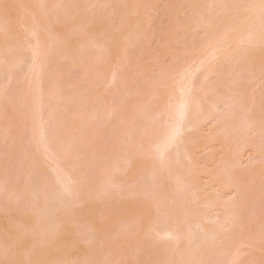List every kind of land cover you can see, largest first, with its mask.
I'll list each match as a JSON object with an SVG mask.
<instances>
[{
    "label": "bare ground",
    "instance_id": "6f19581e",
    "mask_svg": "<svg viewBox=\"0 0 264 264\" xmlns=\"http://www.w3.org/2000/svg\"><path fill=\"white\" fill-rule=\"evenodd\" d=\"M1 1L5 2L4 0H1ZM18 1H20L19 5L21 4L20 5L21 14L19 16H15L12 19V21L9 22L10 23L9 25L12 27L9 29V30H12V32H9V33L11 35L14 34V36L16 37V34L19 32L21 33V31H22V32H24L26 38L31 37L33 40H31L32 42H29L27 39L25 41L24 40L25 37H24V38H22L23 41H21V39L18 38L19 41L13 42L12 40H15V39H13L12 38L13 36H11V41L14 44H17V45H13V47L14 46L19 47V49H20L19 51L22 52V54H24V55L21 54L18 57H12L11 54H8L9 55L8 56L7 52L11 48H9V50L7 51L6 49H8V48H5L6 46L3 47L2 45H0L1 48L2 47L4 48V49L2 48L3 51L0 49V72H1L0 74H2V72H3V74L5 72H7V73H5V76H6V74H8L7 75L8 78L7 77L6 78H7V81H9V84L6 87V85H4L5 83L3 82L5 80V78L3 79L4 75L3 74L0 75V80L2 83L0 85V130H3V133H2V131L0 132L1 134H3V136H2L3 138L0 137V139H2V140L3 139L6 140V138L11 139L12 138V132H16V131H18V129L22 130V127H24V130H25V128H28L30 130L29 131L27 129V132H29V133L33 132L34 135H30L27 133H26V135H28V137H31V136L36 137V139H34V137H33L32 141L36 140V142L35 141L34 142L37 143V147H32V146L36 145L35 143L33 144V142H32L33 145H31V142H30V144L27 142V145H25L27 147H25V146H24L25 148L21 147L20 144H22V146H23V141H25V139L27 141H28V139H29V141H31L32 137L28 138L26 136V138H24L23 136L25 135V132L23 130V132H24V134H23V132L20 130L22 133L19 132V135L23 134L22 137L24 138V140L21 139V141L22 140L23 141H22V143H19L20 146L18 144H16V145L12 144V141H14V138L11 139V141H10L11 144H9V141L7 140L8 141L7 143L11 147H12V145H14L13 148H15V146L18 145L19 146L18 148H21L23 150V152H21V154L24 153V155L22 154V157H19L20 155L18 153H17L18 155L16 157H13L14 159L17 158L15 162L18 163V165L20 162V167L15 162H12L13 160L10 161L11 160L10 158H8V160L6 161V159H3L1 157L2 155H6V154H2L5 151L0 153V162H1L0 165H1V167H3L2 165L4 163H2V162H5V163L7 162V164H8V161H10V162L16 164L15 167L13 166L14 170H15V173L14 172L13 173L15 175H17L16 172H18V169H19V173L22 174L20 172L21 169L22 170L24 169L26 171V169H27L26 167L30 166L28 164V163H30V160H32V161L34 160L33 158L36 156V154H34V153L38 152L39 154L38 153L37 154L40 156V152H41L45 156L47 161L50 163L48 166V170L50 167V171L55 175L56 182L53 181L54 184L57 183L56 187H55V185L54 186L52 185L53 187L50 188V186H51L50 181L51 180L49 181V183H48V180H46L47 176H48V179L50 178L49 175L45 176V175L40 173L42 176V178H40V175L37 176L34 172L33 173L29 172L30 170L32 171L33 169L35 171V168H34L35 166L33 167V169H30L29 171L27 170L28 171L27 172L28 174L26 173L27 177L25 175L22 176V177H24L23 182H25L27 180L25 184H27V186L30 187V190H28V187H27V189H25L26 185H24V188L22 189L23 183H20V185H22V186H19V188L16 187V189H15L14 186L15 185L18 186L19 183L18 182L15 183L14 178H18V177L13 176L14 178H12V179L8 178L9 175H7L6 172H5V176L7 175L8 177H5V176L2 177V175H0V201H2L1 196H5V197L7 196L6 198L2 197L3 199H7L8 197H10L9 199H11L12 203L13 204L15 203L16 207L15 206H12V207H15V209L13 211L15 213V210H16L15 215H17V219H18V220L16 219V222H15L14 221L15 216H11V217H9V219L12 218L14 220L11 221L8 219L9 221L6 220L7 221L6 223H9L11 225V227H14L15 229H18V230L21 229L19 227L23 226V230L20 231L18 234L19 236H17L20 240L21 239H24V240L27 239L28 240L31 236H33V238L29 239L32 241L31 242V248L29 249V254L23 255L22 253H20V255L21 254L23 255L22 259H20V261H22V264H100V263L112 264V262L114 264L115 261H117V263H118L120 260H122L121 256L124 255V254L122 255L121 253H118V252H120L121 249H123L124 246L127 245V240L122 239L123 241H121L119 243V241H120L119 238L120 239L124 238V236H125L124 234L125 233L127 234V231L129 229H133L132 230V233H133V231L135 229L137 231V228L139 231H140V229H142V231L145 230L144 233L146 232L147 237L153 235V233H156L157 235H159V237L163 239L161 241H164L163 245H161V246L166 245L165 243H167V241L168 242L172 241V243H174L173 247H171V249H170V247H168L170 249L171 261H167L168 259L166 260V257H165V254L167 256V252H169L168 248H167L168 251H166V253L163 251L164 248H162L161 252H160V255H161V253L163 251L164 257H165V258H162L163 255L160 256V258L162 259V261L161 260L160 261L161 262L166 261V262H168V264H236V263H238V260L241 258L240 256H243L242 254H245L244 252H247L245 250V248L247 249V247L248 248L250 247L249 249H251V247L253 248L255 246L253 244L254 241L259 240V242H261L260 240H264V229L260 230L261 227L259 229V226L257 224V223H259V224L262 223L261 226L264 224V219H262V218H264L262 216L263 214L260 215V212L261 213L264 212V211H261V210H264V198H263L264 195H262L264 192L261 193L262 192L261 189L257 190L259 193H261V195H259L257 191H256L257 194H255L256 192L253 189L250 190L251 186H249V184H248V179H250L254 176L258 179L259 176L257 175L258 173L257 174L256 173L251 174V173H248L249 170L246 171L244 169V166H245L244 164H246L244 162V159H247V157L249 158V156L246 157V155H244L246 151H248V152H249V150L254 151L253 154H255V152L257 151L256 153H260L261 157L264 158V152H263L264 151V122H263L264 120H262V118L258 119V116L257 117L254 116L257 113H258V115L259 114L264 115V92L259 91L260 94H258V92H257L258 96H257V94H253L251 92L252 91V82L255 79L256 80L259 79V82L261 84L262 80H263L262 78H264V0H183L187 3V9L189 8L192 11H195V12H192L193 15H190V20H191V23L194 24V28H196L197 33L194 30L192 31L190 28L187 31V27H189V25H191V23H190V24H188V26H185L187 23V22H185V20H186V17H188V15L185 17V20H184L185 24L179 23L180 21H182L181 19L177 23L178 19H176L177 21L175 20L174 23L176 22L175 25H177V26H175L173 24L172 30L174 29L173 27L175 26V29L173 30L175 34L178 31H181V29H183V33L181 35L185 36L186 34L189 33L188 36L190 39H186V41H185V39H184V41L182 40V38H180V39L183 41L182 44H184V48H186V50L191 55L193 54L192 62L190 61L193 64L190 63L188 65V68L186 67L187 70L184 71L183 73L181 72L179 74V76L177 75L178 76L177 78H176V76H174L175 77L174 79L170 78V77H173V74H171V76L168 77L169 76L168 74H170V72H167L166 70H165V72L163 71L162 73H164L165 76L162 74V76H164V77L161 78V80L158 78L159 79L158 84L155 83V81H154V83L156 85L152 84V85H154V88L156 90H152L151 92L148 90L150 92V94L151 95L154 94V96H152L150 98L144 96L145 98H148V101L146 100V102H148L149 104H152V105H154V104L156 105L157 110L155 108L156 111L155 110L150 111L149 110L150 106H148L147 103L146 104L143 103L144 104L143 106L141 103H139V104H141L142 108L140 107L141 109H139V107H138L137 109H139V110L133 109V111H135V110L137 111L134 114L132 112H131L132 114L129 113L130 112V110H129V112L127 114H130V116H126V113H123L126 109L123 110L122 108L130 107L133 104L132 102H134V100L137 98L136 96H138L137 99L140 100L139 97L141 95L143 96V93H140L141 94L140 96L135 95V97H133L134 94L138 92L137 87L139 88L138 85L135 87L136 90L133 87V85L137 81V78H136V81L134 83V80H135L134 78H133L134 80H130V78H128V76H126L127 80H128L126 84L131 82L127 86L126 89H121L122 86L123 87H125V86L120 85V84H122L121 83L122 80H123V84H125L126 81L124 82V80L126 78L124 77V75H125L124 73H125L126 69H129L128 65H130L129 63H131V62H129L131 60L130 56H129V51H131V50H129V49L132 48V46H133V49L136 48V47H134V43L136 42L135 36L138 38V36L141 34H138V33L136 34V32L133 31L135 33L134 41H133V39L132 40L127 39L125 43H122V41H121L122 38L120 37L119 34L118 35L115 34V36L114 37L112 36V38L109 37L108 41H107V39L105 40L103 38L106 36L105 33H104L105 36L101 37L99 40L95 39V36H93V35L91 37V36H87V34L86 35L80 34L83 37L86 36L88 39H91V40L95 39V40H92V41L89 40L90 42H88V43L85 42L84 46H82L84 43V39L81 43L82 45L80 44V41H81L80 39L78 40L79 42L77 41L79 43V47L81 46L82 50H83L81 53V51H80L81 49L76 47L79 50V52H77V55L79 56L78 53L81 54L79 57L82 56L84 51L88 52V51L93 50L94 51L93 54L97 53V55H101V58L103 55L104 60L100 59L99 61L102 60L100 63H105L106 61H108L110 57L106 58L105 55H107V56L110 55L113 58V60L115 61V64L117 65V67H121V68L125 69V70L122 69L124 72L122 70L119 71L120 68H117V70L113 71L114 68L112 66L113 69H111V71L113 72V74H110L108 72L109 77H106L109 81L104 78L106 81H108V85L112 86L113 89L115 90L114 91L115 95L113 94L114 97L111 95L113 91L109 94V96L111 95L113 97V99L108 98V100L112 99V103L110 102L111 104H109L106 112H105L106 106L104 107L105 104L103 102L104 97L102 98L103 95L101 96V99H100V101L102 100V102H103V104H101L102 102L100 103L97 100L95 101V99L93 98L94 97L93 95H97V94H95L96 91L92 95V92H91L92 90L91 91L86 90L85 88H84L85 89L84 90L83 88H81V87H83V84L81 83V87L78 84V86L81 89H83V91H84L83 93L80 92V93H82L81 97L84 99V101H82V98H80V101L82 102V104L85 103L86 106L91 105L89 107H85V109L81 108L83 110L81 112L80 109H78L79 107L82 106V105H78L79 103L77 101H79V100L76 101L78 103L76 106L77 107L79 106L78 108L77 107L75 108V106L74 107L71 106V105L76 104V102L73 103L75 101L73 97L76 93L75 94L72 93V95H71V93H69V91H70L69 89L72 87H76V86L73 85L72 87H70V85H72V82L70 83V81H71L70 78H69L70 81L67 82V83H69V85H68L66 82H63V80H65V78H63V80H62L63 73L61 74L58 71L62 76L60 74L50 75V72L52 73V71H50V70H52L53 65L56 66V64L51 63L52 62L51 59L54 58L52 56H54L56 54L57 58L60 57L59 56L60 53H58L57 50H59L61 46L59 47V49H56V46L57 45L59 46L60 44H62V41H64L63 39H61V43L59 42V39H60L59 36L62 35V31L57 30V31L53 32V30L51 29L53 33H52V35H49V38L46 37V38H48V40H43L44 38L43 39L40 38L43 36H40V30H42L41 29L42 26H41V24H39V22L48 20L49 21L48 23H50V25L53 24L54 28L60 27L61 26L60 24L61 23L63 24V21H64L62 17H64L66 15V13L68 12V8H70L68 5H70L71 1L70 0H57L56 3H54L55 1L53 3L49 2V3H51L50 4L51 6H47L49 4L48 1H51V0H40V2H37L39 0H36L34 2H31L30 0H18ZM75 1H77V0H75ZM75 1H73V2H75ZM78 1H77V3H81L80 0H78ZM88 1H90V0H88ZM107 1L105 0L102 3L106 4ZM111 1H113V0H110V3L112 4ZM84 2L87 4V6ZM123 2H125V1H123ZM177 2H178V0H177ZM37 3H39L38 5L40 6V10H37L39 8L37 6ZM96 3L98 4L99 1L97 0ZM100 3H101V1H100ZM181 3L182 2H180V5H181ZM81 4H84V5L82 6ZM81 4H77V6L81 5L80 7H82V8H80V10H83V8L85 6L87 8L91 7L92 11H94L96 9L98 11L100 9V8H98L99 7L98 5L93 6L91 2L88 4L87 0H83V2ZM117 4H119V3H117ZM130 4H132V3H130ZM1 5H2L1 7H6L5 3L4 4L1 3ZM72 5H71V8H72ZM126 5H127V0H126V3L124 5L125 8H127ZM201 5L207 6V7L202 6V8H205L206 9L205 12L208 14H206V15L203 14L204 9L201 11V9H202ZM67 6H68V8H67ZM88 6H90V7H88ZM92 6L94 7V9L92 8ZM95 7H97V8L95 9ZM106 7L108 8L109 6L106 5ZM119 7L122 8V6H119ZM181 7L182 6H180V7L178 6V8H181ZM74 8H76V7L73 6L72 9H74ZM77 8H76V10H77ZM116 8H117V6H116ZM139 9L140 8L135 7L136 17H135V19L134 18H132V19L136 20V21H134L136 25L134 23H133V25H135V26H138L140 24L144 25L141 29V30H143V29L147 28V26L145 27V25H147V20H145L143 22V17L141 15L142 11ZM176 9H177V7H176ZM182 9H184V8L182 7ZM78 10H79V8H78ZM106 10H108V9H106ZM113 10H115V12H116L117 9L112 8V11ZM175 10H174V12H175ZM103 11L104 10L102 8V12ZM126 11L128 12V9ZM73 12H75V11H73ZM83 12H85V10H83ZM131 12L133 13L132 10H131ZM177 12H179V10ZM1 13L2 12H0V15H1L0 16V19H1L0 30H5V29H8L5 26L7 24L3 25L2 22L4 21V19L6 17L4 18L3 14H1ZM98 13H99V11H98ZM98 13H97L96 18L99 15ZM120 13H122V12H120ZM23 14H24V17L27 16V18L26 17L22 18ZM69 14L72 15L73 13L70 12ZM77 14H79V13H77ZM77 14L76 15L74 14L75 15L74 17H77ZM104 14H105V12H104ZM104 14H103V16H104ZM109 14H111V13H109ZM109 14H107V15L111 17L112 14L111 15H109ZM82 15L83 14H81L80 16H82ZM95 15H96V11H95ZM80 16H78V17H80ZM84 16L86 17V13ZM90 16H89V18L86 17L87 20L90 19ZM108 16H106V17H108ZM78 17H77V19H78ZM94 17L95 16H92L91 19H93ZM100 17H102V16L100 15ZM106 17L103 20L106 19V21H109V23H111L110 22L111 19L109 20ZM71 18L72 19L69 20L70 22H71V20L72 21L74 20L73 16H71ZM126 18H128V17H126ZM7 19H8V17L6 18V20ZM91 19L88 21V25L90 23H92V25H94L95 24L94 22L97 23L99 21L97 19L98 21L93 22L94 19L93 20H91ZM100 19L102 20V18H100ZM7 21H9V20H7ZM66 21L64 22L65 24L68 23V22L66 23ZM74 23H75V21H74ZM79 23L83 24V22H81V21ZM71 24H73V23H71ZM75 24H74V26H75ZM82 24L80 26H82ZM84 24H85V22H84ZM113 25H115V24H113ZM40 26H41V28H40ZM80 26L78 24L75 27L79 28ZM85 26H87V25H85ZM109 26L111 27L112 25H109ZM70 27H71V29H73L72 26H70ZM107 27H108V25H107ZM116 27H117V25L114 26V28H116ZM43 28H45V26ZM71 29H70V32H71V34H73L75 31V28L73 29L74 31ZM87 29H88V31H90L89 28H87ZM90 29L92 30L93 28L90 27ZM106 29L107 28L105 27V29H102V30L99 29L98 32L97 31H93V32L100 33V30H101V33H102V31H105ZM108 29H110V28H108ZM118 29H119V27H118ZM46 30H47V28H46ZM79 30L82 31L81 28H79ZM79 30H78V32H79ZM84 30L82 32H84ZM112 30L114 31L115 29H112ZM112 30H109V31H111L110 34L113 33ZM5 31H3V32L0 31V32L4 33ZM45 32L43 29L42 33L46 35ZM64 32L66 33L65 30H64ZM86 32H84V33H86ZM198 33H199V35L203 34V37L201 36L203 39L201 38V40H199V41H201L200 43H198L196 41L197 38L200 39L199 38L200 36L198 35ZM88 35H90V34H88ZM95 35L97 37H99L98 34L95 33ZM46 36H48V35H46ZM66 36H68V35H66ZM74 36L75 35H73V37ZM81 36L78 35V37H81ZM197 36H199V37H197ZM176 37H178V36H176ZM65 38L68 39L67 37H65ZM87 38H85V39H87ZM180 39H179V41H180ZM57 40H58V42H57ZM187 41H189L188 45L185 44ZM138 43H137V46H138ZM174 43H176V42H174ZM11 44L12 43H10L9 46ZM69 44L71 45V47L74 46L75 44L77 45V43H73V42H69ZM66 45H67V43H66ZM53 47H55L56 50H55V52H53V54L51 53L52 56L49 59V55H51V54H50V51H48V50L53 51L54 50V49H52ZM77 49H76V51H78ZM26 50H28V53H29V54H26L27 56H25ZM61 50H62V48H61ZM73 50H75V48H73ZM136 50L137 49H135L134 51L136 52ZM4 51L6 54L4 53ZM13 51H14V49H13ZM47 51L49 53H47ZM66 53H67V51H66ZM47 54H49V55L47 56ZM86 54H84V55H86ZM93 54L91 55V53H90V55L89 56L87 55V56L90 57V56H93ZM72 55L77 56L76 53L75 54L73 53ZM97 55L95 56L96 58H97ZM22 56L28 57L27 59H30L29 61H27L26 58L24 57L26 60L25 62L27 64L24 62V58L23 59L20 58ZM68 56H69V54H67V55L64 54L63 56L61 54V57H60L61 59H56V60L61 61L64 58V60L67 61V59L70 57V56L69 57ZM87 56H86V59L83 58V60L85 59L84 61H82V59L81 60L78 59L80 61L79 62L77 60L78 64L72 63L74 65V67H78L76 70L81 69L80 67H83V69H85V67L82 66L83 63L81 64V62L86 63V61L88 59ZM83 57H85V56H83ZM65 58H67V59H65ZM98 58H99V56H98ZM93 59H95V58L93 57ZM93 59L91 58L90 61H94ZM106 59H108V60H106ZM57 61H56V63H57ZM75 61L76 60H74V62ZM96 61L97 60H95V62ZM49 62L51 63V65L52 64L53 65L52 66L49 65L50 64ZM72 62H73V60H72ZM23 63L26 65H28V63H29V67L26 66L28 68L27 70H29V73L27 72V70H24V72L26 71L29 74V76H26V74H25L26 72L24 73L23 71H21V69H23V68L20 66H22ZM92 63L94 64V62H92ZM96 63H97L96 64L97 66H98V64H100L99 62H96ZM70 64H71V61H70ZM112 64H114V63H112ZM90 65H92V64L90 63ZM90 65L88 66L86 64L85 66H86V68L93 66V65L92 66H90ZM110 65H111V63H110ZM110 65L108 66V69H109ZM49 66H51V67H49ZM57 66H58V64H57ZM70 66H72V65H70ZM19 67L21 69H19ZM74 67L72 66V68H74ZM106 67H107V65H106ZM6 69H8V70H6ZM96 69L97 68H95L93 70H89L91 75H92L91 71H93V75H94V72L97 73ZM104 69H105V67H104ZM16 70H19V71H21V73L25 74V75L21 74L22 76L20 75L19 72H18L19 74H16V76L20 75V77H19L20 81L17 80L18 78L15 79L16 76H15L14 71H16ZM56 70L54 68L53 71L56 72ZM62 70L63 69H61V72H62ZM83 71H84V75H85L87 70L86 71L83 70ZM83 71H81L82 75H83ZM13 72H14V74H13ZM47 72H49V73H47ZM133 73H134V71H133ZM102 74H104V73H102ZM176 74L177 73H175V75ZM67 75L68 74H66V77L68 78L69 76H67ZM97 75H98V73H97ZM104 75H102V76H104ZM128 75H129V73H128ZM133 75L134 74H132L131 76L133 77ZM23 76L28 77V78L30 77V79H28V82L26 83V85H25V82L27 79H25V77H23ZM88 76H90V75H88ZM94 76H93V78H94ZM131 76H129V77H131ZM201 76L203 77V79L199 82V78H201ZM21 77H23V79H25V81L23 79H21ZM82 78L84 79L85 76L84 77L82 76ZM88 78H90V79H88ZM88 78L86 77L85 80H87L89 83V80H91V77H88ZM2 79H3V81H2ZM83 79H81V80H83ZM101 79H102V77H101ZM16 80L19 83H21V81H22L21 86H24V87H20L19 83H17L18 84L17 85ZM85 80L83 81L84 84H86ZM93 80H91V81H93ZM7 81H6V83H7ZM12 81H14L15 84H14V86L12 85L13 87L12 86L9 87V85H11V83H13ZM23 81H24V84H23ZM66 81H68V80L66 79ZM95 81H96V84L98 85L97 82L100 81V79L96 80V77H95L94 82ZM101 81L104 83L103 80H101ZM156 81H157V79H156ZM94 82H93V86H95ZM132 82L134 83L132 85V87L134 88L133 90H135V92L132 91V89H131L132 87L130 86L132 84ZM137 82L139 83V81H137ZM256 82H258V81H256ZM88 83L86 85H88ZM138 83H136V84H138ZM258 83H255L254 87H257L256 84H258ZM99 84L101 85L102 83L99 82ZM106 85H107V82L105 83V86ZM262 85H260V86H262ZM88 86H90V85H88ZM91 86H92V84H91ZM109 86H107L108 90H110ZM140 86L142 87V85H140ZM85 87L87 88V86H85ZM102 87H103V84H102ZM129 87H131V88L129 89ZM88 88L92 89L90 87H88ZM95 88H96V86H95ZM119 88H120L121 92L124 93L123 95H125V96L120 98V95H121V93H120L118 95L119 99H117L116 94H118V93H116V92L120 91ZM143 88H144V86H143ZM27 89H28V91H31V92H29L30 94L26 93ZM72 89H74V88H72ZM113 89H111V90H113ZM127 89H129V90H127ZM258 89H261V88H258ZM93 90H95V89H93ZM122 90H124V92ZM125 90H127V91H125ZM139 90H141V88ZM144 90H145V88H144ZM7 91H9V93H7ZM103 91L106 92V89H104ZM130 91H132V92H130ZM148 91H147V93H149ZM70 92H73V91H70ZM125 92H127V93H125ZM141 92H143V90ZM24 93L27 94V96L32 95L31 96L32 98L30 97L31 101L29 100L30 98H27V96H25ZM78 93L79 92L77 91V94ZM150 94H149V96H150ZM98 95H100V94L98 93ZM79 97H80V95H79ZM79 97L77 95L78 99H79ZM130 97L133 99L132 101L130 99H128ZM75 99H76V96H75ZM127 99L130 101H128ZM115 100H116V102H115ZM135 101L137 102V100H135ZM152 101H153V103H152ZM96 102H98V103L96 104ZM136 102H135V104H136ZM107 103H106V105H107ZM7 106H10L11 110H9L10 107H7ZM6 107L8 108V111L6 113H8L9 115L10 114L12 115L14 113V116L12 115V119L14 117V120H12L11 118L8 119L11 115L10 116L8 115L9 116L8 117L7 114L5 113V111L7 110ZM70 107H73L72 108L73 110H74V108L78 109V111L76 113H73L74 116L71 114L72 112H74V111H72V109H71L72 112H70V113L67 112V109ZM154 107L155 106H151V109ZM83 108H84V106H83ZM257 109L259 112H256L255 114H253V111L254 110L257 111ZM9 111L13 112V113H9ZM65 113H66V116L69 115L68 118L73 117V118L69 119L68 122L72 127L75 126L74 127L75 129L70 127V129H73V130H70L68 128L70 125H67L68 122L66 125H64V122H66V121H64L63 119H67V117L63 118L65 116ZM120 113L124 114L123 117ZM141 116L144 118H142ZM116 117L120 118V119L118 118V120H120L119 123H121L120 127L121 126L124 127V129H123L124 132H123V130L119 129V126H118L117 129H119V130H118L117 134L115 133L116 128H115V126H113V125H116L113 123L114 120H115V122L118 121V120L116 121V119H117ZM138 117L142 118L140 121H142V120L145 121V122H142L145 125H143L142 123L139 122L141 125H143L139 131H138V127L140 124L137 123V121L140 118H138ZM57 118H58V121L61 118L62 120L60 119V121H64V122H60V123L54 122L57 120ZM34 119L38 120V122L37 121H35V122H37L36 125L40 124L39 125L40 127L38 125H37L38 127L36 125L33 126L35 124V122H33ZM70 120H72V121H70ZM79 120H80V124L78 125ZM14 122H16V123H14ZM39 122H42V124ZM43 122L44 123L46 122L47 125H43ZM48 122H49V124H48ZM70 122H73L74 126H73V123L71 124ZM20 123L23 124V126L20 125L21 128L19 126ZM53 123H54V125H56V124L57 125L54 126ZM205 124H207V125L211 124L210 126H214V127L209 128L210 130H209V132H207V131H204ZM50 125H52L54 127L51 126L52 127L51 128ZM77 125H78V127H77ZM14 126L16 129L13 128ZM31 126H33V127H31ZM79 126H80V128H79ZM17 127H19V128H17ZM34 127L40 128V129H38V132H35V131H37V129L34 130L35 129ZM32 128H34V129H32ZM11 130H14V131H11ZM121 130L123 132L122 134H124L123 137H121L122 135L119 134V132H121ZM34 132L37 133V136L35 135ZM14 135H13V137H15L16 138L15 140H17V142L15 141V143H18L21 136H19V140H18L17 136L16 135L14 136ZM17 135H18V133H17ZM56 136L57 137L66 136V138L64 140L62 139L63 143L61 144V141H60V143L56 141V140H58V139H56ZM118 141H121L120 143H122L121 146L119 143V146H120L119 149L116 146V143L118 145ZM148 141H150V142L148 143ZM4 142H6V141H4ZM53 142H55V144H54L55 146H56V144L58 146L61 144V146L53 147V145H52ZM0 143H1V146L7 145L5 148V150L9 149V151H7V153L13 151V148L12 149L7 148L9 146L8 144L3 145L4 144L3 141H0ZM28 144L32 148H28ZM216 144H217V146H219L220 150L222 148L223 149L222 151L223 152L225 151V153H224L225 156L230 154L232 147H234V146H232L233 144H235V146H237L238 149L234 153H232L233 152V150H232L231 151L232 154L228 155L223 160H220L222 162V165L219 166V169L221 167L220 170L215 171V172H209V170H207V168H204L203 166H201V167L198 166L197 159H201V158H197V154L199 153L198 151H202V150L204 151L207 147L212 148ZM145 146H146V148H145ZM147 146L151 147V148H148V150H152L151 153H155L158 155V158L157 157H155V158H157L159 160V162H155V161H152V162L158 163L159 165L155 164L156 165L155 167H154V165H152L153 167H151V165H150L151 169L153 168L152 169L153 171H151L152 173L150 174V170H149V176L150 177L147 175V177L150 178L148 180L149 183L147 181L148 178L144 177V178H147L146 179L147 184L144 182V185L141 184L142 185L141 187H136V186L131 187L132 183H134L132 185H136V183H137L136 178L138 177L139 170L142 167L146 168V166L149 165V163H147L148 161L144 162V161L138 159L142 155L146 156L145 154L148 151V150H146ZM116 148L118 149V151L120 150L119 151L121 153L120 155L117 153V151H114V150H116ZM16 149H17V147H16ZM16 149H15V151H17ZM1 150H3V148ZM19 151H20V149H19ZM13 152L11 154L14 155ZM27 152L29 153L30 156H28ZM9 154H7V157L10 156ZM33 154L35 156H33ZM115 154H118L117 155L118 157L117 158L115 157L116 159L112 157ZM147 154H149V153H147ZM211 154L212 153H210V154L208 153V155H204L203 157H205V158L201 159L202 160L201 162H203L205 160H207L209 162L210 159H212V158H210ZM246 154H247V152H246ZM262 154H263V156H262ZM150 155H152V154H150ZM157 155H154V156H157ZM248 155H250V154H248ZM23 156H25V157H23ZM44 156H42V157H44ZM30 157H31V159H29ZM244 157H246V158H244ZM5 158H6V156H5ZM20 158H22V159H20ZM24 158H26V159L28 158L27 159L28 163H24V160H25ZM38 158L40 159L41 157H38ZM71 158H72L71 161L74 164L70 163L71 166H68V164H66V163H68V160ZM257 158H255V159H257ZM143 159H145V157ZM146 159H147V157H146ZM41 161H44V160H41ZM47 161H44V162L47 163ZM245 161L247 162V161H251V160L249 158V160L247 159ZM39 163H41V162L39 161ZM150 163H151V161H150ZM7 164H5V165L7 166ZM9 165H12V164H9ZM9 165H8V167H9ZM33 165H34V162L30 167H32ZM44 165H46V164H44ZM66 165L70 169V171L65 170ZM82 165L86 166V168H84L85 170L84 169L82 170V168H80ZM205 165H206V163H205ZM38 166H43V164L42 165L38 164ZM186 166H187V168H186ZM11 167H10V170L12 172L13 167L12 168ZM70 167L74 171H72ZM2 169H3V171H1ZM6 169H7V167L1 168L0 174L2 172L4 173V170L6 171ZM36 169H39V168H37V166H36ZM46 169H47V167H46ZM40 170H41V168H40ZM48 170H46V171L44 170V172L46 173ZM144 171H147V174H148L147 168ZM36 172H39V171L37 170ZM140 172H141V170H140ZM13 173L10 174V177H12ZM19 173H18V175H20ZM52 173H50V174H52ZM118 173L124 174L123 176L121 175V178L125 176L124 178L130 179V180L127 181L124 178L123 179L118 178L119 180H116L117 178H115V177L118 175ZM95 174H96V176L97 175L100 176L99 179H98V176L97 177L94 176ZM254 174H256V175H254ZM54 175H52L51 177H53ZM142 175H145V174H142ZM206 175H208L207 179L210 178L208 180L209 182H206L207 184L205 182H202V179ZM44 176H45V178H43ZM93 177L97 178V181L99 182V184L97 183V181H95V178H93ZM101 177H102V180H101ZM119 177H120V174H119ZM256 178H253V179H256ZM259 179H262V178H259ZM52 180H54V177ZM132 180H133V182L131 183ZM254 181H256V180H254ZM19 182H20V180H19ZM94 182L97 183L98 186H96V184L93 185ZM127 182H129V183H127ZM249 182H250V185L253 184V183H251L253 181H249ZM258 182H262V183H260V185L264 189V183H263L264 180L262 179V181H258ZM203 183H205L206 185ZM246 184L248 185L247 187H246ZM99 185H101V188H99ZM124 185H126V187L128 189H125ZM214 185L217 186L216 188H219V191L221 192V194L224 193L226 196H229V199H224L225 201H223L221 199V194L217 192L218 194H220L219 201L222 200L223 202L222 201L221 202L213 201V199L215 200V198H212V199H210L212 201H206L204 203V201H202L203 199L201 200V198H202V195L204 194L205 186L206 187H212ZM260 185H257V186H259V188H260ZM58 186H59V189L57 188ZM138 186H140V185H138ZM116 187L119 190L117 192L120 194L119 197H121V195L124 196L123 190H125V191L128 190L126 196H131V195H129V191H131L132 193L131 192L130 193L133 194L132 197H134V196H135V198L137 197L138 200H136V199L134 200L135 205L137 207H135V205L132 204L133 201L126 202L125 207L129 208L131 206L130 211H132V212L134 211V214H136L138 217L139 216L141 217L143 227L139 226V225H138L139 226L138 227L136 225V227L134 226L135 227V229H134L133 225L138 223L135 220L136 218L134 219L136 221V223L134 220H133L134 222H132L133 225L128 224L129 221L127 223L119 221L120 224L124 225V226H121L120 224L117 225L119 223V222H117V224H115V227L113 226V228H114V232H115V230L116 231L118 230L119 232L118 233L116 232L117 234L114 232H113L114 233L113 234L111 232L112 237H114V235H115V237L111 238V239L115 240V238H117L116 242L118 241L117 245L119 248L116 250H119V251H113V249L112 250L111 249L106 250L107 246H109L107 240L110 238H107V240L104 238V235L106 234L107 229L109 227L108 224H110V221H108V223L105 225L106 227H104V230H103V231H105L104 235L99 234L102 230V227H103V225L98 224L101 221H98L97 224L95 223L96 227L98 225L97 228H95V226L93 224H92L93 226H90L89 223L85 221L86 222L85 224L88 223L87 226H90L89 227L90 232H88V233H91V231L93 229L92 232L96 231L94 234H97V236L96 235L93 236V233H92V236L90 234H88L89 236L85 235V233L87 234L88 228H87V226H85V229L87 228L86 229L87 231L84 232L85 229L83 228V226L85 224L81 223L83 226L80 225V227H82L80 230H82L83 234H84L83 236H81L82 237L81 244H82V242H83V244H82V246H79L80 249H77L79 252L76 249H71V246H74L75 241L77 239H79V240L81 239L77 234H75V233H78V231L75 232L76 226L74 227V225L78 224L77 215H76L77 212H75V210H74L76 208L75 206L81 205L85 202L87 203V201L90 200L89 198L92 199L94 193L101 194V196L98 195V197L99 196L102 197V194H103L104 199L107 198L110 200V198H112L111 196L113 195L112 190H114ZM213 188H215V187H213ZM213 188H211V189H213ZM251 188H253V187H251ZM254 188H255V185H254ZM17 189H18V191H17ZM20 189H22V190H20ZM24 189H25V191H23ZM116 189L114 191L115 194H116ZM26 190H28L27 193H29V191H30L29 195L31 194V196H29V195L28 196H29V198L30 197L32 198L31 200L29 199L30 201L28 199H26L29 201V202L27 201L28 203H25L24 202L25 200L23 198V193H25ZM252 190H253V192H255L254 194L256 197L255 196L251 197V195L249 194L250 192H252ZM255 190H256V188H255ZM86 193L89 194L88 198H87V195L85 196ZM176 193L178 194V196ZM191 193H193V195H192L193 197L188 196ZM126 196H124V197H126ZM230 196H231V198H230ZM248 196H250V197H248ZM98 197L96 198L94 196L93 199L96 198V200H98ZM204 197H206V196H204ZM208 197H210V196H208ZM165 198H167V199H165ZM169 198L173 199V203L170 202L171 200H169ZM9 199H7V200H9ZM101 199H99V200L101 201ZM7 200L5 201L7 207L5 205H1L2 207H0V212L5 211V214L3 215L4 220L6 218L5 215L7 213H9L6 211L7 210L10 211L9 207H11V206L8 207V202L10 200L8 202H7ZM123 200L126 201L125 198H123ZM148 200L150 201L149 203H148ZM164 200H166L165 202H167L169 200V202L172 203L171 207H169L170 205L167 202V207L169 209L166 208V206H163ZM182 200H184V201L181 204ZM251 200H253V201L251 202ZM11 201H10V204H12ZM197 201L203 202L202 203L203 205L207 204L209 209L213 212L212 215L210 212L208 214V211H210V210H208V211L204 210V208H202L203 206L201 207L203 211H200L201 209L199 211L196 210L195 208L199 209V207H200L199 204H198L199 206L196 205L195 208L193 207V205H195L194 203ZM96 202H98V201H96ZM113 202H115V200ZM113 202H112V204H113ZM101 203L102 202H100V204ZM121 203H122V205L120 204L119 206L124 205L123 201ZM16 204H19V205L17 206ZM89 204H88V206H89ZM95 204H96V206L98 205V203H95ZM106 204H105V206H107ZM130 204H132L133 206ZM173 204L176 205L175 206L176 208L172 207ZM259 204H262L261 206L263 209L260 207ZM164 205H165V203H164ZM79 207H78V209H79ZM93 207L89 206V207H87V210H89V212H91ZM258 207L261 210L258 209ZM6 208H8V209H6ZM178 208L181 209V211H177ZM82 209L84 210L83 207H82ZM132 209H134V210H132ZM205 209H206V207H205ZM245 209H247L248 211ZM244 210L247 211L248 213H245ZM89 212H87V213L89 214ZM105 213H107V212L105 211ZM9 215H10V213H9ZM110 215H108L109 218H110ZM7 216H8V214H7ZM108 216H107V219H108ZM261 216H262V218H261ZM171 217H172L171 220L173 222H171L172 224L168 225L166 222L170 223L171 220H169V219ZM30 218H32L31 220H33V223L31 222L32 226L30 228V226L28 225L29 229L26 228L27 231H24V225L25 224H23V223L28 221L25 225V227H27V224H30V222H29ZM104 218H106V217L103 216L102 219L104 220ZM107 219H106V221H107ZM132 219L130 220V222L132 221ZM139 221H140V219H139ZM10 222H12V223H10ZM89 222L92 223L93 221H89ZM96 222H97V220H96ZM125 223H126V225H125ZM181 223H182V225H183V223H187V225L184 226V227H186V229L180 225ZM112 224H113V222H112ZM254 224H257L256 227H258V229L253 228V227L250 228L249 225H252L255 227ZM72 225L74 227L73 231H71ZM129 225H131L133 228L129 227ZM118 226H121L120 228L124 227V229L119 230L120 228H117ZM125 226H127V228H129V229L127 230V228ZM6 227L7 226H5V228ZM80 227H78V228H80ZM111 227L112 226H110V229H108V230L113 229ZM237 227H238V229H237ZM5 228H3V229H5ZM8 228H6V229H8ZM115 228H117V229H115ZM235 228L237 230H239L238 233L240 232V237L238 236V238H240V241H236L237 237L235 236L236 235ZM74 229H75V231H74ZM233 229H234V232L231 231ZM68 232L70 235L67 234ZM130 232H128L129 234H127L130 237H128V236L126 237L128 239L129 238L131 239V236H133L132 234L130 235ZM29 233L31 234L30 237L26 238L29 236ZM73 233L75 236L73 235ZM107 233H109V235H110V231H108ZM137 233L138 232H136L135 234H137ZM135 234L133 237H135ZM226 234H229V240L231 242L232 241H233V243H234V241L239 242V243H237L236 250H234L235 247L232 248V251H234L232 253H230V246L233 245V243H231V244L227 243L228 240H226V239H228V237H227L228 235L226 236L227 238H224V236ZM65 235H67L68 237H66ZM76 235L78 236V238L76 237ZM81 235H82V233H81ZM64 236H65V238H63L64 240H62L61 238ZM71 236L74 237L75 241L72 240L73 237H71ZM95 236L96 237L99 236V237L95 238ZM154 236H152V237H154ZM36 237H39V238H36ZM105 237H108V236H105ZM109 237H111V236H109ZM199 237H203L204 239L201 238L203 240H201V239L199 240ZM234 238H235V240H233ZM66 239H68L70 241L72 240L74 243L70 242V241H68V242L66 241V244L68 245V246H66V244H63V242L65 243ZM1 240H2V238H1ZM1 240H0V242H1ZM27 240L25 242H27ZM214 240H218L219 242L221 241V243L219 244L217 242V244H216L215 243L216 241H214ZM60 241H62V243ZM108 241H109V243L110 242L112 243V241H110V240H108ZM212 241H214V243ZM25 242H24V244H25ZM262 242H264V241H262ZM68 243L71 244V246H69ZM72 243H73V245H72ZM94 243L97 244V246L95 247L96 249L94 248V250H96V252L94 250H92V247H94ZM135 243H137V242H135ZM257 243H255V244H257ZM218 244L221 245L220 248H219ZM229 244H230V246H228ZM57 245H59V246H57ZM216 245H218V246H216ZM65 246H66L65 251L67 250L66 252L64 250L58 252V248L61 247V249H62ZM167 246H170L169 243L167 244ZM214 246L218 247V249L214 248ZM138 247H137V249H138ZM72 248H74V247H72ZM126 248L127 247H125L124 249H126ZM148 248H149V246H148ZM155 248H156L155 250L157 251L156 246H155ZM32 250L35 251V255L32 257L33 260L30 259L31 258L30 255L32 256V254H30V251H32ZM74 250H75V253H74ZM141 250H143V249L141 248ZM141 250L140 251L137 250V252L139 251L141 254ZM34 251H32L31 253H33ZM93 251L95 253H93ZM8 252H9V250H8ZM26 252L28 253L27 250H26ZM54 252H56V255H54V256H56L55 259L54 260L52 259L53 261L49 260L48 262H45L44 255L45 254L49 255L50 253H54ZM153 252H155V251H153ZM153 252H151V255L154 254ZM199 252H201L202 254L200 256L199 255L197 256V254H199ZM13 253H14V251H13ZM123 253H125V252H123ZM148 253H150V251ZM134 254H137V253L134 252ZM138 254H137V257H138ZM145 254H147V253H145ZM145 254H143V255H145ZM206 254H208V255H206ZM51 255H53V254H51ZM156 255H157V253H156ZM168 255H169V253H168ZM3 256L4 255H2V259L7 257L6 255L4 257ZM124 256H123V260H126V257H127V259L129 258L128 256H126V257H124ZM133 256H136V255H132V257ZM158 256H159V254H158ZM158 256H157V258H158ZM147 257L149 258V255ZM140 258H141V255H140ZM134 259H135V257H134ZM163 259H165V260H163ZM6 260L9 261V258ZM128 260H131V259L129 258ZM2 261H4V260H2ZM2 261L0 262L1 264H2ZM31 261H33V263H31ZM101 261H103V262H101ZM139 261L140 260L138 259V262ZM6 262L7 261H5V263H3V264H8ZM18 262H19V259H18ZM121 262H123V261H121ZM136 262H137V259H136ZM136 262H134V264ZM148 262L146 261V264ZM155 262H152V260H151L149 263H155ZM161 262H160V264H162ZM19 264H21V262ZM118 264H120V263H118ZM125 264H126V262H125ZM155 264H157V263H155Z\"/></svg>",
    "mask_w": 264,
    "mask_h": 264
},
{
    "label": "rangeland",
    "instance_id": "374dc122",
    "mask_svg": "<svg viewBox=\"0 0 264 264\" xmlns=\"http://www.w3.org/2000/svg\"><path fill=\"white\" fill-rule=\"evenodd\" d=\"M5 2H3V1H1L0 0V12H2L1 14H3V16H4V18L6 17H8V19L7 20H9V21H7L6 20V18L4 19V21L2 22V24L3 25H5V24H7V25H5L8 29H5V30H0V31H5L4 33H2V32H0V45H2L3 47L4 46H6L5 48H8V49H6L7 51L9 50V48H11L8 52H7V55L8 54H11V56L12 57H18L19 55H21L22 54V52H20L19 50V47H16V46H14L13 47V45H17V44H14L13 42H17V41H19V39L18 38H20L21 39V41H23L22 40V38H24L25 37V34H24V32H22L21 31V33L19 32V33H17L16 34V37L14 36V34L13 35H11L9 32H12V30H9L10 28H12L9 24V22H11L12 21V19L15 17V16H19L20 14H21V7H20V5H19V2L20 1H18V0H4ZM31 2H34V1H36V0H30ZM55 1V2H54ZM56 1L57 0H51V1H48V3L49 2H54V3H56ZM71 1V3L73 4H71L70 2V5H68L70 8H71V5H72V8H73V6L74 7H78L79 8V10H78V8H77V10H76V8H74V9H72L73 11H77L76 13L75 12H73L70 8H68V6H67V8H68V12L70 13H73L72 15L71 14H69L68 12L66 13V15L64 16V17H62L63 18V24L61 23L60 25V27H55L54 28V25L53 24H51L50 25V23H48L49 21L48 20H45V21H40L39 22V24H41V26H42V28H41V26H40V28L42 29V30H40V36H43V37H40L41 39H43V40H48V38H49V35H52V33L53 32H55V31H57V30H61L62 31V35L61 36H59V42L61 43V39H63L66 43H67V45H66V43L64 42V41H62V44H60L59 46L57 45L56 46V49H59V47H60V49L59 50H57V52L58 53H60L59 54V56L61 57V54H62V56L65 54V55H67V54H69V58L67 59V58H65V59H67V61L66 60H64V58H63V60H61V61H57L56 59H61L59 56V58H57V55L55 54L54 56H52V54H53V52H55V47H53L52 49H54L53 51H51V50H48V51H50V54L51 55H49V54H47V56L49 55V59L51 58V56L52 57H54L53 59H51L52 60V62L51 63H54V64H56V66H54L53 64V67H52V70H50V71H52V73L54 72L53 70H54V68H55V70H56V72H54L53 74L50 72V75H54V74H62L63 73V76H62V80H63V78H65V80H63V82H69L70 80V83L72 82V85H70V87H72L73 85L74 86H76V87H72V88H74V89H72V88H70L69 86V90L70 91H73V92H70L69 91V93H71V95H72V93L73 94H75L74 95V102L73 103H75L77 100H79V101H77L76 102V104L75 105H71V106H75V108L77 107L76 105L78 104V105H82L81 107H77L78 109H80V111L82 112L83 110L82 109H85V107H89V106H91V105H87L86 106V104L85 103H83L82 104V102L80 101V98H82L81 97V94L84 92L83 91V89L85 88L86 90H92L91 92H92V95L94 94V92L96 91V93L95 94H97V95H93L94 97V99H95V101L97 100V101H99L100 103L102 102V100L100 101V99H101V96H102V98H103V102H104V107L106 106V108H105V112L107 111V108H108V106H109V104H111L112 103V99H113V94L115 93L114 91V89H113V87L112 86H109L108 85V79L106 78V77H109L108 75H109V73L110 74H113V72L111 71V69H113V71H115V70H117V68H120V70L119 71H121L123 68H121V67H117V65L115 64V61L113 60V58L109 55V56H107V55H105L106 56V58H109V60L108 59H106V60H108V61H106L105 63H100L102 60H104L103 59V55H102V58H101V55H97V53H95V54H93L94 53V51L93 50H91V51H84L83 52V54H82V56L81 57H79L81 54L80 53H78L79 54V56L77 55V52H79V50L76 48V47H78V48H80L81 50V53H82V47L80 46L79 47V39L81 40L80 41V44L82 43V41H83V39H84V43H83V45L82 46H84V44H85V42H90L89 40H91V39H88L86 36H81V35H86L87 34V36H91L92 37V35L93 36H95V39H100L101 37H103V36H105V34H106V38L105 37H103L105 40L107 39V41H108V38L109 37H111L112 38V36L114 37L115 36V34L116 35H120V37L122 38V43H125L126 42V40L127 39H129V40H132L133 39V41H134V36H135V33L133 32V31H135L136 32V34L138 33V34H141V35H139L138 36V38L135 36V41L138 43V46H137V43L135 42L134 43V47H136V48H134L133 49V46H132V48H130L129 50H131V51H129V56H130V61L129 62H131V63H129L130 65H128L129 66V69H126V71H125V75H124V77L126 78L125 80H124V82H125V84L127 83V77L126 76H128V78H130V80H134V83H135V81H136V78H137V81H139V83L136 81V83H138V84H134L133 82H132V84L130 85L131 87H132V85H133V87L135 88L137 85L139 86V88L137 87V91L139 92H137V93H135L134 94V96L133 97H135V95H141L140 93H143V96L141 95L139 98H140V100H138L137 98H138V96H136L137 98L135 99V100H137V102L134 100V102H132L133 104L130 106V107H124V108H122L123 110L124 109H126L123 113H126V116H130V114H127L128 112H129V110H130V112L129 113H135V112H137L136 110H139V109H141L142 108V106L144 105L143 103H147V105L148 106H150L149 108V110L151 111V110H155V108H156V105L154 104V105H152V104H149L148 102H146V100L148 101V98H145L144 96H146V97H152V96H154V94H150V92L152 91V90H156L155 88H154V85H152V84H155V83H157L158 84V82H159V79L161 80V78H163L164 76H165V74L164 73H162L163 71L165 72V70L167 71V72H170V74H168L169 76L168 77H170L171 76V74H173V77H170L171 79H174L175 77L174 76H176V78L179 76V74L182 72H184V71H186L187 70V68H188V65L192 62V57H193V54L191 55L187 50H186V48H184V44H182L183 43V41H184V39H185V41H186V39H190L189 38V33L188 34H186L185 36H183V35H181L182 33H183V29H181V31H178L176 34L174 33V29H175V26H177V25H175V23H174V21L176 20V19H178V21H177V23L180 21V19L184 22V20H185V17L188 15V17H186V20H185V22H187L186 23V25L185 26H188V24H190L191 23V20H190V15H193V13L192 12H195V11H192L191 9H187V3L185 2V1H183V0H178V2H177V0H127V8H125V3H126V0H113V1H111L112 2V4L110 3V0H106L107 1V3L105 4V3H102V2H104L105 0H98L99 1V3L97 4L96 2H97V0H90V1H88L87 0V3L89 4L90 2L92 3V5L93 6H99L98 8H100L98 11H99V13H98V11H97V7H95V9L96 10H94V11H92V9H91V7L90 6H88V7H90V8H87L86 6H87V4H86V6L83 8V10H85V12H83V10H80V8H82V7H80L81 5L83 6L84 4H81L82 2H83V0H80V2L81 3H77V1H75V0H70ZM73 1H75V2H73ZM100 1H101V3H100ZM120 1V2H119ZM123 1H125V2H123ZM37 2H40V0L39 1H37ZM79 2V1H78ZM95 4H94V3ZM177 2V3H176ZM180 2H182L181 3V5H180ZM1 3H5V6L6 7H1L2 5H1ZM81 4V5H78L77 6V4ZM109 3V4H108ZM116 3V4H115ZM117 3H119V4H117ZM130 3H132V4H130ZM39 3H37V6L39 7L37 10H40V6L38 5ZM51 3H49L47 6H51L50 5ZM76 6H75V5ZM104 4V5H103ZM111 4V5H110ZM121 4V5H120ZM177 4V5H176ZM184 4V5H183ZM106 5L107 6H109L108 8L106 7ZM115 5V6H114ZM206 5V4H205ZM205 5H201V8H202V6L203 7H207V6H205ZM92 6V8L94 9V7ZM102 6V7H101ZM113 6V7H112ZM116 6H117V8H116ZM119 6H122V8L121 7H119ZM133 6V7H132ZM178 6L180 7V6H182L184 9H182V7L181 8H178ZM113 9H117L116 10V12H115V10H113L112 11V8ZM131 7V8H130ZM135 7L136 8H140L139 10H141L142 12V17H143V22L145 21V20H147V25H145V27L147 26V28H145V29H143V30H141L142 29V27L144 26V25H138V26H135L136 24H135V22L134 21H136V20H134L135 19V17H136V14H135ZM176 7H177V9H176ZM200 7V6H199ZM102 8H103V12H102ZM134 8V9H133ZM106 9H108V10H106ZM111 11H110V10ZM122 9V10H121ZM128 9V12L126 11ZM176 9V10H175ZM182 9V10H181ZM187 9V10H186ZM204 9V10H203ZM121 10V11H120ZM131 10L133 11V13L131 12ZM174 10H175V12H174ZM179 10V12H177ZM203 10V14H208V13H206L205 12V8H202L201 9V11ZM56 11V10H55ZM95 11H96V15H95ZM182 13H181V12ZM191 11V12H190ZM40 12V11H39ZM57 12V11H56ZM94 14H92V13ZM104 12H105V14H104ZM107 12V13H106ZM120 12H122V13H120ZM189 12V13H188ZM77 13H79V14H77ZM85 13H86V17L87 18H89V16H90V19L92 18V16H95L93 19H91V20H93V22L94 21H98L97 23L96 22H94L95 24L94 25H92V23H90L89 25H88V21L90 20V19H88L87 20V18L84 16L85 15ZM97 13L99 14L98 15V17L96 18V16H97ZM104 14V16L106 17V16H108L107 14H109V13H111V14H109V15H111V17L110 16H108V17H106V18H108L109 20L111 19V23H109V21H106V19L105 20H103L105 17L103 16V14ZM131 13V14H130ZM179 13V14H178ZM188 13V14H187ZM192 13V14H191ZM77 14V17L78 16H80L81 14H83L82 16H80V17H78V19H77V17H74L75 15ZM100 15L102 16V17H100ZM1 16V15H0ZM69 18H68V17ZM71 16H73V21L71 20V22L69 21L70 19H72L71 18ZM84 16V17H83ZM24 17V14H23V16H22V18ZM26 18H27V16H25ZM24 17V18H25ZM67 17V18H66ZM126 17H128V18H126ZM192 17V16H191ZM100 18H102V20L100 19ZM132 18H134V19H132ZM188 18V19H187ZM67 21H66V20ZM98 19V20H97ZM107 19V20H108ZM79 20V21H78ZM188 20V21H187ZM190 20V21H189ZM0 21H1V19H0ZM6 21V22H5ZM66 21V23L67 24H65L64 22ZM74 21H75V23H74ZM83 22V24H82V26H80L81 24L79 23V22ZM87 21V22H86ZM182 21H180L179 23H181V24H185V22L183 23ZM84 22H85V24H84ZM71 23H73V24H71ZM115 24V25H117V27L116 28H114V26L115 25H113V24ZM121 23V24H120ZM133 23L135 24V25H133ZM49 24V25H48ZM74 24H75V26L76 25H78L79 24V28H81L82 29V31L84 30V32H86V33H84V32H82L81 30H79V28H76L75 26H74ZM101 24V25H100ZM103 24V25H102ZM143 24V23H142ZM173 24L175 25L173 28V30H172V26H173ZM193 23H191V25H189V27H187V31L189 30V28L193 31H196V28H194V24L192 25ZM0 25H1V22H0ZM65 25V26H64ZM85 25H87V26H85ZM107 25H108V27H107ZM109 25H112L111 27L109 26ZM45 26V28H43ZM70 26H72V28L74 29L75 28V31L73 30V29H71V27ZM74 26V27H73ZM84 26V27H83ZM107 28L105 31H102V33H101V30L102 29H105V27ZM135 26V27H134ZM78 27V26H77ZM83 27V28H82ZM90 27L91 28H93L92 30L90 29ZM113 27V28H112ZM118 27H119V29H118ZM192 27V28H191ZM46 28H47V30H46ZM87 28H89V30L90 31H88V29ZM108 28H110V29H108ZM43 29H44V32L46 33V35H48V36H46L45 34H43L42 32H43ZM53 30V32H52V30ZM68 29V30H67ZM70 29L71 30H73L74 31V33L73 34H71V32H70ZM96 29V30H95ZM99 29H101L100 30V33H97L98 31H99ZM112 29H115L114 31L112 30ZM118 29V30H117ZM50 30V31H49ZM64 30L66 31V33L64 32ZM78 30H79V32H78ZM108 30V31H107ZM109 30H112L113 31V33L112 34H110L111 33V31H109ZM42 31V32H41ZM69 31V32H68ZM93 31H97V32H93ZM144 31V32H143ZM50 32V33H49ZM176 32V31H175ZM70 33V34H69ZM83 33V34H82ZM95 33L96 34H98L99 35V37H97L96 35H95ZM105 33V34H104ZM193 33V32H192ZM196 33H197V31H196ZM65 34V35H64ZM81 34V35H80ZM88 34H90V35H88ZM102 36H101V35ZM108 34V35H107ZM179 34V35H178ZM66 35H68V36H66ZM71 35V36H70ZM73 35H75L74 37H73ZM78 35L79 36H81V37H78ZM198 35H199V33H198ZM11 36H13L12 38L13 39H15V40H12L11 41ZM64 36V37H63ZM141 36V37H140ZM176 36H178V37H176ZM200 36V37H199ZM199 36H197V37H199L200 39H196V41L198 42V43H200L201 41H199V40H201V38L203 37V34L202 35H199ZM202 36V37H201ZM46 37H48V38H46ZM65 37H67L68 39H66ZM173 37V38H172ZM176 37V38H175ZM30 38V39H29ZM70 38V39H69ZM85 38H87V39H85ZM94 38V37H93ZM180 38H182V40L180 39V41H179V39ZM26 39L29 41V42H32L31 40H33L31 37H28V38H24V40L26 41ZM58 39V38H57ZM77 39V40H76ZM95 39H92V40H95ZM141 39V40H140ZM174 39V40H173ZM203 39V38H202ZM76 40V41H75ZM91 40V41H92ZM75 41V42H74ZM78 41V42H77ZM57 42H58V40H57ZM69 42H73V43H77V45L75 44L74 46H72L73 48H75V50H73V48L71 47V45L69 44ZM141 42V43H140ZM174 42H176V43H174ZM181 42V43H180ZM10 43H12L10 46H9V44ZM197 43V44H198ZM58 44V43H57ZM186 45H188L189 44V41H187L186 43H185ZM69 45V46H68ZM2 47V48H3ZM16 47V48H15ZM67 47V48H66ZM1 47H0V49L3 51V49H2ZM61 48H62V50H61ZM65 48V49H64ZM13 49H14V51H13ZM67 49V50H66ZM70 49V50H69ZM76 49L78 50V51H76ZM133 49V50H132ZM135 49H137L136 50V52L134 51ZM184 49V50H183ZM72 50V51H71ZM186 50V51H185ZM47 51V53H49ZM66 51H67V53H66ZM74 51V52H73ZM76 51V52H75ZM185 51V52H184ZM11 52V53H10ZM56 52V53H57ZM4 53H5V51H4ZM64 53V54H63ZM74 53H76V55L77 56H75V55H72V54ZM87 53V54H86ZM89 53V54H88ZM90 53H91V55L93 54V56H90L92 59H93V57L95 58V59H93L94 61H90V57H88L89 55H90ZM132 53V54H131ZM189 53V54H188ZM6 54V53H5ZM26 54H29L28 53V50H26V53H25V56H27ZM84 54H86V55H84ZM22 55H24V54H22ZM88 55V56H87ZM97 55V58H98V56H99V58L97 59L95 56ZM9 56V55H8ZM25 56H22V57H20L21 59H23ZM73 56V57H72ZM75 56V57H74ZM83 56H85V57H83ZM86 56H87V61H86V63H84V62H81V64L83 63V65L82 66H84L85 67V69H83V67H80L81 69H78V70H76L78 67H74V65L73 64H78V62H77V60L79 59V60H81L82 59V61H84L85 59H86ZM132 56V57H131ZM134 56V57H133ZM78 57V58H77ZM26 58V60L27 61H29L30 59H27L28 57H25ZM25 58H24V62L26 61L25 60ZM71 58V59H70ZM75 58V59H74ZM83 58H85L84 60H83ZM90 58V59H89ZM100 59H102L101 61H99ZM55 62H54V61ZM71 61V64H70V61ZM72 60H73V62H72ZM74 60H76L75 62H74ZM78 60V61H79ZM95 60H97L96 62H99L100 64H98V66L96 65L97 63L95 62ZM113 60V61H112ZM56 61H57V63H56ZM89 61V62H88ZM191 61V62H190ZM69 62V63H68ZM80 62V61H79ZM92 62H94V64L92 63ZM104 62V61H103ZM111 63V65H110V63ZM26 63V62H25ZM50 63V62H49ZM51 63L49 64V65H51ZM73 63V64H72ZM90 63L93 65H90ZM112 63H114V64H112ZM27 64V63H26ZM26 64H24L23 63V65L22 66H20V67H22L23 69H21L20 67H19V69H21V71H23L24 72V70H27L28 68L26 67V66H28L29 67V63H28V65H26ZM57 64H58V66H57ZM87 64L88 66L90 65V66H92V67H87L86 68V66L85 65ZM103 64V65H102ZM191 64H193V63H191ZM51 65V66H52ZM70 65H72L74 68H72V66H70ZM106 65H107V67H106ZM110 65V67H109V69H108V66ZM51 66H49V67H51ZM61 66V67H60ZM100 66V67H99ZM102 66V67H101ZM112 66H113V68H112ZM104 67H105V69H104ZM187 67V68H186ZM95 68H97L96 69V72L98 73V75H97V73H95L94 72V75H93V71H91L92 72V75L94 76V78H93V76L91 75V73H90V71L89 70H93V69H95ZM132 70H131V69ZM186 68V69H185ZM61 69H63L62 70V72H61ZM101 69V70H100ZM6 70H8V69H6ZM5 70V71H6ZM83 70H87L86 71V74L84 75V71ZM108 70V71H107ZM111 72H110V71ZM123 70H125V69H123ZM122 70V71H123ZM3 71V70H2ZM12 71V70H11ZM21 71H19V70H16V71H14L15 72V76H16V74H19L20 73V75L21 74H23V75H25L26 74V76H29V70H27V72L24 74V73H21ZM60 73H59V72ZM81 71H83V75H82V72ZM89 71V72H88ZM106 71V72H105ZM131 71V72H130ZM133 71H134V73H133ZM14 72H13V74H14ZM19 72V73H18ZM49 72H47V73H49ZM102 74V73H104V74H102V75H104V76H102L100 73ZM109 72V73H108ZM124 72V71H123ZM1 73V72H0ZM5 73H7V72H5ZM5 73L3 74V72H2V74L4 75L3 76V79L5 78V80L7 81V78H8V74H6V76H5ZM107 73V74H106ZM127 73V74H126ZM128 73H129V75H128ZM175 73H177L176 75H175ZM2 74H0V75H2ZM65 74V75H64ZM66 74H68L67 76H69L68 78L66 77ZM132 74H134L133 75V77L131 76ZM162 74L164 75V76H162ZM20 75H17L16 76V78L15 79H17L18 81H20ZM49 75V74H48ZM88 75H90V76H88ZM178 75V76H177ZM22 76V75H21ZM82 76L84 77L85 76V78L87 77H91V80H95V77H96V80H98V79H100V81H98L97 83H98V85L96 84V81L94 82V80L93 81H91V80H89V83H88V81L87 80H85V78L83 79L82 78ZM102 77V79H101V77ZM111 76V75H110ZM129 76H131V77H129ZM2 77V76H1ZM7 77V78H6ZM23 77H25V76H23ZM23 77H21V79H23ZM33 77V76H32ZM69 78H70V80H69ZM106 80H108V81H106ZM111 78V77H110ZM134 78V79H133ZM140 78V79H139ZM159 78V79H158ZM3 79H2V81H3ZM25 79H27L26 80V82H25V85H26V83L28 82V79H30V77L28 78V77H25ZM25 79H23L24 81H25ZM66 79L68 80V81H66ZM81 79H83V80H81ZM88 79H90V78H88ZM156 79H157V81H156ZM203 79V77L201 76V78H199V82L201 81ZM258 79V78H257ZM263 80H262V83L260 84V82H259V79L258 80H254L253 82H252V93L253 94H257V92H258V94H260L259 93V91H261V92H264L263 90H264V78H262ZM3 81L5 84L4 85H6V87L8 86V84H9V81H7V83H6V81ZM16 80V84L17 83H19L18 81ZM86 81L85 83L87 84L88 83V85H90V86H88V85H86V84H84V82L83 81ZM101 80H103L104 81V83L101 81ZM142 80V81H141ZM24 81H23V84H24ZM80 81V82H79ZM92 83H91V82ZM154 81H155V83H154ZM256 81H258V82H256ZM13 83H11V85H9V87L10 86H14V81H12ZM79 82V83H78ZM93 82L95 83L94 85L96 86V88H95V86H93ZM99 82L100 83H102L103 84V87L105 86V83L107 82V85L103 88L102 87V84L100 85L99 84ZM143 82V83H142ZM250 82V81H249ZM81 83L83 84V87H81ZM120 83V82H119ZM121 83L122 84H120V85H124L125 87H123L122 86V88L121 89H126L127 88V86L131 83V82H129L128 84H123V80L121 81ZM251 83V82H250ZM255 83H258V84H256V86L258 87V88H261V89H258L257 87H254L255 85ZM2 83H1V80H0V85H1ZM21 84H22V81H21V83H19V85H20V87H24V86H21ZM68 85H69V83H67ZM77 84V85H76ZM78 84H79V86L81 87V88H83V89H81L79 86H78ZM91 84H92V86H91ZM263 84V85H262ZM18 85V84H17ZM87 86V88L85 87V86ZM119 85V86H120ZM140 85H142V87L140 86ZM156 85V84H155ZM260 85H262V86H260ZM12 86V87H13ZM78 86V87H77ZM107 86H109L110 87V90H108V87ZM143 86H144V88H145V90H144V88H143ZM260 86V87H259ZM8 87V88H9ZM88 87H90V88H92V89H89ZM94 87V88H93ZM131 87H129V89L131 88ZM131 88L132 89V91L133 92H135V90H136V88H135V90H133L134 88ZM156 87V86H155ZM254 87V88H253ZM101 90H100V89ZM141 88V90H139ZM257 90H256V89ZM84 89V90H85ZM93 89H95V90H93ZM104 89H106V92H104L103 90ZM111 89H113V90H111ZM129 89H127V90H129ZM9 90V89H8ZM80 90V91H79ZM82 90V91H81ZM98 90V91H97ZM119 90H120V88H119ZM127 90H125V91H127ZM143 90V92H141ZM150 92H149V91ZM77 91L79 92L78 94H77ZM100 91V92H99ZM113 91V92H112ZM123 92H124V90H122ZM132 91H130V92H132ZM147 91L149 92V93H147ZM24 92V91H23ZM29 92H31V91H28V89H27V92L26 93H29ZM80 92H82V93H80ZM103 92V93H102ZM109 92V93H108ZM112 92V96L110 97L109 96V94ZM145 92V93H144ZM154 92V91H153ZM256 92V93H255ZM7 93H9V91H7ZM98 93L100 94V95H98ZM102 93V94H101ZM108 93V94H107ZM116 93H118V94H116V96H117V99H119V94L121 93V95H120V98L121 97H123V96H125V95H123L124 93H122L121 92V90L119 91V92H116ZM125 93H127V92H125ZM25 94V93H24ZM30 94V93H29ZM28 94V95H29ZM149 94H150V96H149ZM251 94V93H250ZM258 94H257V96H258ZM77 95H78V97H79V95H80V97H79V99L77 98ZM115 95V94H114ZM25 96H27V94H25ZM32 95H29V96H27V98H30ZM75 96H76V99H75ZM97 97V98H96ZM132 97V96H131ZM128 98V99H130L131 101L133 100L132 98ZM143 99H142V98ZM32 98V97H31ZM31 98L29 99L30 101H31ZM108 98H112V99H109L108 100ZM258 98V97H257ZM108 101H107V100ZM127 99V100H128ZM142 99V100H141ZM106 100V101H105ZM122 100V99H121ZM130 100H128V101H130ZM82 101H84V99L82 98ZM141 101V102H140ZM103 102L101 103V104H103ZM108 102V103H107ZM111 102V103H110ZM115 102H116V100H115ZM135 102H136V104H135ZM98 102H96V104H97ZM106 103H107V105H106ZM114 103V102H113ZM131 103V102H130ZM139 103H141L142 104V106H141V104H139ZM152 103H153V101H152ZM83 106H84V108H83ZM134 106V107H133ZM151 106H155L154 108H152L151 109ZM7 107H10V106H7ZM6 107V111H5V113L8 111V108ZM73 107H70V108H68L67 109V112H72V111H74V112H72L71 114L73 115V113H76L77 111H78V109H75L74 108V110L72 109ZM139 107V109H137ZM141 107V108H140ZM82 108V109H81ZM132 108V109H131ZM70 109V110H69ZM71 109H72V111H71ZM121 109V108H120ZM119 109V110H120ZM121 109V110H122ZM128 109V110H127ZM133 109H136L135 111H133ZM9 110H11V107H10V109ZM122 110V111H123ZM156 110H157V108H156ZM155 110V111H156ZM85 111V110H84ZM66 112V113H67ZM119 112V111H118ZM154 112V111H153ZM256 112H259L258 111V109H257V111L256 110H254L253 111V114H255ZM9 113H13V112H10L9 111ZM66 113H65V116L63 117V118H66L67 117V119H63L64 121H66V122H64V121H60V119H59V121H58V118H57V120L56 121H54V122H56V123H60V122H64V125H66L67 124V122L69 121V119H71V118H73V117H71V118H68V116H66ZM131 113V114H132ZM7 114V116L9 115L8 113H6ZM70 114V115H71ZM121 115H122V117H123V115L124 114H122V113H120ZM11 115V114H10ZM9 115V116H10ZM13 116H14V113L12 114ZM12 115L8 118V119H12ZM102 115V114H101ZM100 115V116H101ZM6 116V117H7ZM74 116V115H73ZM254 116H258V119H260V118H262V120H264V115H258V113L257 114H255ZM262 116V117H261ZM142 117V116H141ZM117 118V117H116ZM115 118V119H116ZM119 118V117H118ZM118 118L116 119V121L118 120ZM138 118H140V117H138ZM142 118H144V117H142ZM142 118H140L138 121H137V123H142V122H145V121H140ZM18 119V118H17ZM80 119V118H79ZM120 119V118H119ZM12 120H14V117H13V119ZM62 120V119H61ZM35 121H37L38 122V120H33V122H35ZM58 121V122H57ZM70 121H72V120H70ZM119 121L120 120H118L117 122H115V120H114V124H116V125H113V126H115V133L117 134V132H118V130L119 129H124V127H120V125H121V123H119ZM17 122V121H16ZM16 122H14V123H16ZM37 122H35V124L33 125V126H35L36 125V123ZM264 122V121H263ZM39 123H41L42 124V122H39ZM55 123V124H56ZM71 124L73 123V122H70ZM139 123V124H140ZM48 124H49V122H48ZM80 124V120H79V123H78V125ZM143 125H145L144 123H142ZM16 125V124H15ZM20 125H22L23 126V124H19V126ZM38 126L40 125V124H37ZM36 125V126H37ZM43 125H47V123L45 122H43ZM53 125H54V123H53ZM57 125V124H56ZM56 125H54V126H56ZM67 125H70L69 124V122H68V124ZM78 125H77V127H78ZM141 125V124H140ZM139 125V127H138V131L140 130V128H142V126L143 125H141L140 126ZM209 126L211 125V124H208ZM207 124H205V127H204V131H207V132H209V128H212V127H214V126H208ZM33 126H31V127H33ZM37 126V127H38ZM52 125H50V127H51ZM54 126H52V127H54ZM73 126H74V123H73ZM118 126H119V129H117L118 128ZM32 128V129H34V130H36L37 129V131H35V132H38V129H40V128ZM40 127V126H39ZM51 127V128H52ZM70 127H72L71 125L68 127L69 129H70ZM75 127V126H74ZM74 127H72V128H74ZM76 127V128H77ZM14 129H16L15 128V126L13 127ZM17 128H19V127H17ZM20 128H21V126H20ZM79 128H80V126H79ZM27 129L28 128H25V130H24V127H22V130L21 129H18V131H16L17 133H18V135H17V133L16 132H12V138L11 139H13L14 138V141H12V144H18L19 145V143H22V141L24 140V138H26V136L28 137V135H26V133L27 134H30V135H34L33 134V132H27ZM75 129V128H74ZM23 132V130H24V132H25V135L22 137V135L24 134V132H23V134H21V135H19V132L20 133H22L21 131ZM29 130V129H28ZM33 130V131H34ZM70 130H73V129H70ZM122 130H121V132H119V134L120 135H122L121 137H123V135L124 134H122L123 132H124V130H123V132H122ZM126 130V129H125ZM2 131V133H3V130H0V132ZM11 131H14V130H11ZM30 131V130H29ZM34 132V133H35ZM17 136V138H18V140H19V136H21V138H20V140L18 141V143H15V141L17 142V140H15L16 138L15 137H13V135L14 134ZM14 135V136H15ZM35 135L37 136V133H35ZM3 136V134H1L0 133V137L1 138H3L2 137ZM32 137V136H31ZM31 137H28V138H31ZM34 137V136H33ZM33 137L31 138V141H29V139H28V141L25 139V141H23V146H22V144H20L21 145V147H24L25 145H27V142L30 144V142H31V145H33L35 142H36V140H34V141H32V139H33ZM64 137V138H63ZM55 138V137H54ZM66 138V136H59V137H57L56 136V139H58V140H56L57 142H59L60 143V141H61V144L63 143L62 142V139L64 140ZM11 139H8V138H6V140L5 139H0V141H3V145H5V144H8L7 142L9 141V144H11ZM21 139H23L22 141H21ZM34 139H36V137H34ZM260 139V138H259ZM8 140V141H7ZM4 141H6V142H4ZM21 141V142H20ZM14 142V143H13ZM32 142H33V144H32ZM56 142V143H57ZM121 141H118V145H117V143H116V146H117V148L119 149V147L122 145V143H120ZM150 141H148V143H149ZM58 143V144H59ZM119 143H120V146H119ZM8 144V145H9ZM28 144V148H32V147H37V143H35L36 145L35 146H30ZM55 144V142H53L52 143V145H53V147H59V146H61V144L58 146L57 144H56V146L54 145ZM15 146V148H13V146L14 145H12V147L9 145L7 148H10V149H12L13 148V153H14V155L13 154H11L12 152H8L7 153V151H9V149H6L5 150V148H6V146H1V143H0V148L2 149L3 148V150H1L0 149V153L1 152H3V151H5V152H3L2 154H6V155H2L1 157L3 158V159H6V161L8 160V158H10L9 160L10 161H12V162H15L16 161V159H14L13 157H16L18 154L20 155L19 157H22V154L24 155V153H22L21 154V152H23V150L21 149V148H18L19 146ZM63 146V145H62ZM115 146V147H116ZM232 146H234V147H232V150H233V152L232 153H234L237 149H238V147L237 146H235V144H233ZM16 147H17V149H16ZM25 147H27V146H25ZM24 147V148H25ZM237 147V148H236ZM116 148V150H114V151H117V153L120 155L121 153L118 151V149ZM145 148H146V146H145ZM148 148H151V147H148L147 146V149L146 150H148ZM208 148V147H207ZM206 148V149H207ZM210 148V147H209ZM205 149L204 151L202 150V151H198L199 153L197 154V158H201V159H203V158H205V157H203L204 155H208V153L210 154V153H212L211 154V157L210 158H212V159H210V161L208 162L207 160H205V161H203V162H201L202 160L201 159H197V162H198V166L199 167H201V166H203L204 168H207V170H209V172H215V171H218V170H220L221 169V167H220V169H219V166L220 165H222V162L220 161V160H223L224 158H226L228 155H230V154H232L231 153V151H230V154H228V155H226L225 156V151L223 152L222 150V148H221V150H220V148H219V146H217V144L216 145H214L212 148H210V149ZM15 149L18 151H15ZM19 149H20V151H19ZM212 149V150H211ZM11 151V150H10ZM151 151L152 150H148L147 151V153H149V154H145L146 156H144V155H142L141 157H139L138 159L139 160H142V161H144V162H147V163H149V165H147L146 166V168L148 169V174H147V171H144V170H146V168L145 167H142L140 170H141V172H140V170H139V173L142 175V174H145V175H140L139 173H138V177L136 178V185H132V184H134V183H132L133 182V180L131 181V187H133V186H136V187H141L142 185H144V182L146 183V179L148 178L147 177V175L149 176V170H150V174L152 173L151 171H153L152 169H151V167H153L152 165H154V167L158 164V163H153L152 161H155V162H159V160L157 159L158 158V155L157 154H155V153H151ZM212 151V152H211ZM154 152V151H153ZM246 152H247V154H246ZM245 152V154L244 155H246V157L247 156H249V158H250V160L251 161H245V160H249V158L247 157V159H244V162L246 163V164H244L243 166H244V169L247 171V170H249L248 171V173H251V174H253V173H258L257 175L259 176V178H262L263 180H264V158H262L261 157V155H260V153H256L255 152V154H253L254 153V151H250L249 150V152L248 151H246ZM252 152V153H251ZM264 152V151H263ZM10 153V154H9ZM16 153V154H15ZM18 153V154H17ZM28 153V152H27ZM38 152H36V153H34V154H36V156L33 154V156H35L33 159V161L32 160H30V163H28V158L26 159V158H24L25 160H24V163H28L30 166L33 164V162H34V165L32 166V167H28L27 165V169H26V171L24 170H22L21 169V173L22 174H20L19 173V169H18V172H16V174L17 175H15L14 173H15V170H14V167H15V165L17 164L18 165V163H16V164H14V163H12V162H10V161H8V164H7V162L5 163V162H2V163H4L2 166L5 168V167H7V169H6V171L4 170V173L2 172L0 175H2V177L3 176H5V172L7 173V175H9V177L6 175L5 177H8V178H14V177H20L19 179L18 178H14V180H15V183H19L18 184V186L17 185H15L14 187H15V189H16V187L17 188H19V186H22V185H20V183H23V186H22V189L24 188V185H26L25 186V189H27V184H25L26 183V181L25 182H23L24 180H23V178L24 177H22V176H26L27 177V172L30 170V169H33V167L35 168V171H34V169L31 171H29V172H34L37 176L38 175H40V178H42V176H41V174H43V175H45V176H47V175H49L50 176V178L48 179V176L46 177L47 179L46 180H48V183H49V181H50V188L51 187H53L54 185H55V187H56V185H57V183L56 184H54V182L53 181H55L56 182V178H55V175L50 171V167H49V170H48V166H49V162L47 161V159L45 158V156L40 152V156L37 154ZM116 153V152H115ZM7 154H9L10 156L9 157H7ZM26 154V153H25ZM118 154H115V155H113L112 157L113 158H117L118 156ZM150 154H152V155H150ZM248 154H250V155H248ZM252 154V155H251ZM44 156V157H42V156ZM154 155H157V156H154ZM243 155V156H244ZM256 157H255V156ZM5 156H6V158H5ZM12 156V157H11ZM28 156H30L29 155V153H28ZM145 157V159H143L144 157ZM154 156V157H153ZM213 156V157H212ZM224 156V157H223ZM262 156H263V154H262ZM18 157V158H19ZM23 157H25V156H23ZM38 157H41L40 159L38 158ZM146 157H147V159H146ZM151 157V158H150ZM155 157H157V158H155ZM246 157H244V158H246ZM258 157V158H257ZM1 158V159H2ZM37 158V159H36ZM43 158V159H42ZM115 158V159H116ZM142 158V159H141ZM255 158H257V159H255ZM262 158V159H261ZM20 159H22V158H20ZM29 159H31V157L29 158ZM37 161H36V160ZM39 159V160H38ZM150 159V160H149ZM255 159V160H254ZM19 160V159H18ZM17 160V161H18ZM41 160H44V161H47V163H45L44 161H41ZM72 158L71 159H69L68 160V163H66V164H68V166H71V164L73 163L72 161ZM146 160V161H145ZM5 161V160H4ZM26 161V162H25ZM39 161L41 162V163H39ZM77 161V160H76ZM150 161H151V163H150ZM212 162V163H211ZM1 163V162H0ZM39 165H42L43 164V166H38V164ZM71 163V164H70ZM153 163V164H152ZM202 165H201V164ZM205 163H206V165H205ZM211 163V164H210ZM5 164H7V166L5 165ZM9 164H12V165H9ZM37 164V165H36ZM44 164H46V165H44ZM74 164V163H73ZM156 164V165H155ZM200 164V165H199ZM5 165V166H4ZM8 165H9V167H8ZM123 165V164H122ZM150 165H151V167H150ZM159 165V164H158ZM13 168H12V167ZM19 167H20V162H19V165H18ZM36 166H37V168H39V169H36ZM208 166V167H207ZM3 167H1V165H0V169L1 168H3ZM10 167L13 169V171L11 172V170H10ZM17 167V166H16ZM46 167H47V169H46ZM67 165L65 166V170H68V171H70V169L67 167ZM18 168V167H17ZM40 168H41V170H40ZM71 168V167H70ZM80 168H82V170L84 169V168H86V166H84V165H82ZM79 168V169H80ZM186 168H187V166H186ZM185 168V169H186ZM78 169V170H79ZM243 169V168H242ZM259 169V170H258ZM17 170V169H16ZM28 170V171H27ZM39 171V172H36V171ZM44 170L46 171V170H48L46 173L44 172ZM71 170L72 171H74L72 168H71ZM85 170V169H84ZM1 171H3V169L1 170ZM0 171V172H1ZM24 173H23V172ZM50 171V172H49ZM9 172V173H8ZM14 172V173H13ZM143 172V173H142ZM145 172V173H144ZM13 173V175H12V177H10V174H12ZM18 173L20 174V175H18ZM27 173V174H26ZM41 173V174H40ZM50 173H52V174H50ZM4 174V175H3ZM119 174H120V177H119ZM256 174H254V175H256ZM261 174V175H260ZM52 175H54L53 177H54V180H52L53 179V177H51ZM117 175V174H116ZM121 175L123 176L124 174L122 173H118V177L116 176L115 178H117L116 180H119V179H123L124 177H122L121 178ZM209 175V174H208ZM208 175H206L203 179H202V182H209L208 180L210 179H207L208 178ZM14 176V177H13ZM45 176L43 177V178H45ZM94 176H96V174L94 175ZM98 176V175H97ZM96 176V177H97ZM140 176V177H139ZM99 177L100 176H98V179H99ZM144 177H147V178H144ZM150 177V176H149ZM203 177V176H202ZM22 178V179H21ZM93 178H95V177H93ZM119 178V179H118ZM253 178H256L255 176L254 177H252V178H250V179H248V184H249V186H251V187H253V188H251L250 187V190L251 189H253L255 192L257 191V190H262V192L261 193H263L264 192V189H263V187H261V185H260V183H262V182H258V181H262V179H253ZM125 180H127V181H129L130 179H126V178H124ZM150 178H148L147 179V181L149 180ZM19 180H20V182H19ZM94 180V179H93ZM101 180H102V177H101ZM254 180H256V181H254ZM95 181H97V178H95ZM142 183H141V182ZM249 181H253V182H251V183H253V184H251L250 185V182ZM135 182V181H134ZM97 183L99 184V182L97 181ZM97 183H95L94 182V184L93 185H95L96 184V186H98L97 185ZM127 183H129V182H127ZM148 183H149V181H148ZM205 183H203V184H205ZM257 183V184H256ZM264 183V182H263ZM142 184V185H141ZM147 184V183H146ZM207 184V183H206ZM205 184V185H206ZM53 185V186H52ZM130 185V184H129ZM138 185H140V186H138ZM254 185H255V188H256V190H255V188H254ZM257 185H260V188H259V186H257ZM248 185L246 184V187H247ZM13 187V188H14ZM124 187H125V189H128L127 187H126V185H124ZM123 187V188H124ZM213 187H215V188H213ZM217 186L216 185H214V186H212V187H206L205 186V189H204V194L202 195V198H201V200L202 201H204V203L206 202V201H212V200H210V199H212V198H215V200L213 199V201H219V199H220V194H221V192L219 191V188H216ZM259 189H258V188ZM21 188V187H20ZM58 189H59V186L57 187ZM99 188H101V185H99ZM98 188V189H99ZM117 188V187H116ZM115 188V189H116ZM211 188H213V189H211ZM22 189H20V190H22ZM25 189L23 190V191H25ZM53 189V188H52ZM115 189L114 190H112L113 191V195L111 196L112 198H110V200L109 199H107V198H103L104 197V195L102 194V197H100L101 196V194H96V193H92L93 194V197H92V199L94 198V196L97 198L98 197V195H100L99 197H98V200H96V198L95 199H91V198H89L90 200H88L87 201V203L85 202V203H83V204H81V205H76L75 207L77 208H75L74 210H75V212H77V221H78V224L77 225H74V227H75V229H76V231H75V229H74V231L75 232H77L78 231V233H75V234H77L81 239L79 240V239H77L76 241L74 240V237L73 236H71V237H73L72 238V240L73 241H75V243L71 240H68V239H66L65 240V243L63 242V244H66V241L68 242V241H70V242H73L74 243V246H71V244H69V246H71V249H80V247L79 246H82V244H83V242H82V244H81V241H82V237L81 236H83L84 234H83V231L82 230H80L82 227H80V225H82L81 223H83V224H85L86 222H88L89 223V225L90 226H95V228H97L98 227V225H97V227H96V224L98 223V221H101V222H99L98 224L99 225H103V227H102V230H101V232L99 233L100 235H104V233H105V231H103L104 230V227H106L105 225L108 223V221H110V224H108V229H110V226H112L111 228H113V226L115 227V224H117V222H128L129 221V223L128 224H131V225H133L132 224V222H134L135 220L138 222L137 224H135V225H133V227L135 226L136 227V225L138 226H142V219H141V217L139 216H137L136 214H134V211L132 212V211H130V207L129 208H126L125 207V205H126V202H128V201H133V203L132 204H134L135 205V199L136 200H138L137 199V197L135 198V196L134 197H132L133 196V194H131L132 192L131 191H129V195H131V196H126L127 195V192H128V190H123L124 191V196H126V197H124V196H122L121 195V197H119L120 196V194L119 193H117L119 190H118V188L116 189V194L118 195H116L115 194ZM28 190H30V187H28ZM28 190H26V192L25 193H23V198H24V202L25 203H28L32 198L30 197L29 198V196H31V194L29 195V193H30V191H29V193H27L28 192ZM206 190V191H205ZM253 190H252V192H253ZM17 191H18V189H17ZM126 192V193H125ZM131 192V193H130ZM220 193V194H218V193ZM245 192V191H244ZM243 192V193H244ZM250 192L249 194L251 195V197L253 196H255V194H257V192L255 193V192ZM252 193V194H251ZM255 193V194H254ZM261 193H259L258 192V194L259 195H261ZM27 196H26V195ZM115 194V195H114ZM177 194V193H176ZM175 194V195H176ZM223 194V195H222ZM221 194V199L223 200V201H225L224 199H229V196H226L224 193H222ZM29 195V196H28ZM87 195V198H88V193H86L85 194V196ZM97 195V196H96ZM193 195V193H191V194H189L188 196L189 197H193L192 196ZM225 195V196H224ZM262 195H264V193L262 194ZM92 196V195H91ZM177 196H178V194H177ZM187 196V197H188ZM204 196H206V197H204ZM208 196H210V197H208ZM5 197V196H1V199H2V201H0L1 203H0V207H2L1 205H5L6 207H7V205H6V203H5V201L7 200V199H9L10 197H8L7 199H3V198ZM7 197V196H6ZM5 197V198H6ZM26 197V198H25ZM116 199H115V198ZM226 197V198H225ZM228 197V198H227ZM248 197H250V196H248ZM256 197V196H255ZM86 198V197H85ZM102 198V199H101ZM120 198V199H119ZM123 198H125V200L126 201H124L123 200ZM129 198V199H128ZM132 198V199H131ZM168 198V197H167ZM167 198H165V199H167ZM209 198V199H208ZM230 198H231V196H230ZM264 198V197H263ZM26 199H30L29 201L28 200H26ZM99 199H101V201L99 200ZM10 201H11V199H9ZM9 200H7V202L9 201ZM95 200V201H94ZM106 200V201H105ZM112 200V201H111ZM115 200V202H113ZM122 202L123 201V206H119L120 204L122 205V203L120 202V201ZM169 200H171L170 202H172L173 203V199H170L169 198ZM169 200L167 201L168 203H169V207H171V205H172V203H170L169 202ZM222 200H220L219 202H221ZM248 200V199H247ZM10 201L8 202V207L9 206H15V203L13 204L12 203V201H11V203L13 204H10ZM28 201V202H27ZM90 201V202H89ZM94 201V202H93ZM96 201H98V202H96ZM104 201V202H103ZM108 201V202H107ZM120 203H119V202ZM166 200H164L163 202L165 203V205H164V203H163V206H166V208H168L167 207V202H165ZM183 201L184 200H182L181 201V204L183 203ZM222 201V202H223ZM253 200H251V202H252ZM4 204H3V203ZM93 204H92V203ZM100 202H102L101 204H100ZM107 204H106V203ZM112 202H113V204H112ZM150 201L148 200V203H149ZM250 202V203H251ZM24 203V204H25ZM90 203V204H89ZM95 203H98V205L96 206V204ZM197 203V204H196ZM203 202H201V201H197V202H195L194 204L195 205H193V207L195 208L196 207V205L197 206H199L200 205V207H199V209H197V208H195L196 210H200V211H203L202 210V208H204V210H206V211H208V210H210L209 209V207L207 206V204H205V205H203L202 204ZM88 204H89V206H94L93 207V209L91 210V212H89V210H87V207H89L88 206ZM95 204V205H94ZM105 204L107 205V206H105ZM132 204H130V205H132ZM199 204V205H198ZM17 206L19 205V204H16ZM83 205V206H82ZM109 205V206H108ZM252 205V204H251ZM260 205V207L262 208V204H259ZM82 206L83 208H84V210L82 209V207L80 208V207ZM133 206V205H132ZM176 205L175 204H173V206L172 207H175ZM203 206V207H202ZM9 207V209H10V211L9 210H7L6 212H9L10 213V215H9V213H7L8 214V216H7V214L5 215L6 216V218H5V220H4V218H3V215L5 214V211L4 212H0V240H1V238H2V240H1V242H0V262L2 261V260H4V261H2V264L3 263H5V261H7L6 263H10V264H19L20 262H21V264H22V261H20V259H22V256L23 255H28L29 254V249L31 248V240H29L30 238H33V236H31L30 237V233H29V236L28 237H26V238H29L28 240L27 239H19L17 236H19L18 234H19V232L20 231H22L23 230V226H21V227H19V228H21V229H15L14 227H11V225L9 224V223H6L7 221H9V220H11V221H13L14 219V221L16 222V219H17V215H15L16 214V210H15V213H14V209H15V207ZM78 207H79V209H78ZM106 209H105V208ZM135 207H137L136 205H135ZM202 207V208H201ZM205 207H206V209H205ZM176 208V207H175ZM6 209H8V208H6ZM169 209V208H168ZM179 209V208H178ZM177 209V211H181V209H179L178 210ZM258 209H260L259 207H258ZM263 209V208H262ZM86 210V211H85ZM132 210H134V209H132ZM195 210V211H196ZM245 210H247V209H245ZM244 210V212L245 213H248L247 211H245ZM261 210V209H260ZM104 211V212H103ZM105 211L107 212V213H105ZM261 211H264V210H261ZM87 212H89V214L87 213ZM100 212V213H99ZM197 212V211H196ZM209 212L211 213V215H212V211L210 210V211H208V214H209ZM3 213V214H2ZM104 213V214H103ZM178 213V212H177ZM181 213V212H180ZM111 214V215H110ZM263 214V215H262ZM30 215V214H29ZM108 215H110V218H109V216H108V219H107V216ZM113 215V216H112ZM260 215H262L263 217H264V212L263 213H261L260 212ZM4 216V217H5ZM11 216H15L14 217V219H12V218H10L9 219V217H11ZM26 216V215H25ZM103 216L104 217H106V218H104V220L102 219L103 218ZM113 218H112V217ZM262 216H261V218H262ZM27 217V216H26ZM98 217V218H97ZM131 217V218H130ZM138 217V218H137ZM3 218V219H2ZM97 218V219H96ZM133 218V219H132ZM136 218V219H135ZM9 219V220H8ZM32 218H30V220H29V222H30V224H27V227H25V225H26V223L28 222H25V223H23V224H25L24 225V231H27V229L26 228H28L29 229V226H30V228H31V226H32V223H33V220H31ZM106 219H107V221H106ZM132 219V221L130 222V220ZM135 219V220H134ZM139 219H140V221H139ZM172 219V217L169 219V220H171ZM262 219H264V218H262ZM7 220V221H6ZM18 220V219H17ZM80 220V221H79ZM96 220H97V222H96ZM134 220V221H133ZM174 220V219H173ZM84 221V222H83ZM86 221V222H85ZM89 221H93L92 223H90ZM136 221H135V223H136ZM168 221V220H167ZM32 222V223H31ZM104 222V223H103ZM112 222H113V224H112ZM120 222L117 224V225H119L120 224ZM171 222H173L172 220L170 221V223H168V222H166L168 225H170V224H172ZM184 222V221H183ZM186 222V221H185ZM10 223H12V222H10ZM14 223V222H13ZM80 223V224H79ZM87 223V224H88ZM96 223V224H95ZM126 223H125V225H126ZM140 223V224H139ZM87 224H85L84 226H83V228L85 229V226H87ZM93 224V225H92ZM124 224V223H123ZM166 224V225H167ZM251 224V223H250ZM258 224V226H259V229H260V227H261V229L260 230H262V229H264V224L261 226V224H259V223H257ZM257 224H254L255 225V227L254 226H252V225H249L250 226V228L251 227H253V228H257L258 229V227H256V225ZM29 225V226H28ZM116 225V226H117ZM121 225V224H120ZM131 225H129V227H132ZM183 228H185L186 229V227H184L185 225H187V223H183V225H182V223L180 224ZM5 226H7L6 228H8V229H6L5 228ZM90 226H87V228H88V231L85 229H83L84 230V232L85 231H87V234L85 233V235H88V234H90L91 236H92V233H93V236L94 235H96L97 236V234H94L95 232H92L93 231V229H92V231H91V233H88V232H90L89 231V227ZM121 226H124V225H121ZM121 226H118L117 228H120ZM138 226V227H139ZM73 225H72V230L71 231H73ZM78 227H80V228H78ZM100 227V226H99ZM126 228H127V226H125ZM132 227V228H133ZM135 227H134V229H135ZM143 227V226H142ZM181 227V228H182ZM3 228H5V229H3ZM14 228V229H13ZM93 228V227H92ZM117 228H115V229H117ZM182 228V229H183ZM252 228V229H253ZM78 229V230H77ZM107 229V232L108 231H110V235H109V233H107L106 232V234L104 235V238L107 240V238H110V239H108V240H110V241H112V243L110 242L109 243V241L107 240V242H108V244H109V246H107V248H106V250L107 249H113V251H119V250H116V249H118L119 247H118V241L116 242V240H117V238H115V240H112L111 238H114L115 237V235H114V237H112V233L114 232V228L113 229H111V230H108ZM122 229H124V227L123 228H120L119 230H122ZM129 228H127V230H128ZM184 229V230H185ZM237 229H238V227H237ZM236 228H235V233H236V241H240V238H238V236L240 237V232L238 233V231L239 230H237ZM6 230V231H5ZM16 230V231H15ZM80 230V231H79ZM126 230V231H127ZM132 230L133 229H129L128 231H127V234H129L128 232H130V235L132 234L133 236H134V234L136 233V232H138L137 234H135V237H133V236H131V239L129 238H126L128 235L125 233L124 235V238H119V243L121 242V241H123V240H127V245L126 246H124V248L125 247H127L126 249H121V251L120 252H118V253H121L124 257H126V256H128L131 260H128L127 259V257H126V260H123V256H121V259L122 260H120L118 263H120V264H125V262H126V264L128 263V264H134V262H136V259H137V262L135 263V264H146V261L148 262L149 260L151 261L152 260V262H155V263H157V264H160V262L162 261V259L160 258V256H162V258H165L166 257V260L167 261H171V254H170V249H171V247H173V244L174 243H172V241L171 242H168L167 241V243H165L166 245H164V246H161V245H163V242L164 241H161V240H163L162 238H160L159 237V235H157L156 233H153V235H151V236H148L147 237V235H146V232L144 233V231H142V229H140V231L138 230V228H137V231H136V229L133 231V233H132ZM23 231V232H24ZM82 231V232H81ZM136 231V232H135ZM232 232H234V229L233 230H231ZM98 232V231H97ZM112 232V233H111ZM118 233L119 231L117 230H115V232L114 233ZM142 232V233H141ZM81 233H82V235H81ZM113 233V234H114ZM116 233V234H117ZM228 233V232H227ZM230 233V232H229ZM67 234H69V232L67 233ZM108 234V235H107ZM141 234V235H140ZM70 235V234H69ZM73 235H74V233H73ZM76 235V237L78 238V236ZM99 235V236H100ZM146 235V236H145ZM155 235V236H154ZM157 235V236H156ZM228 235V236H227ZM66 237H68L67 235H65ZM65 236L64 237H62L61 239L62 240H64L63 238H65ZM75 236V235H74ZM89 236V235H88ZM90 236V237H91ZM95 236V238H98V237H96ZM105 236H108V237H105ZM109 236H111V237H109ZM152 236H154V237H152ZM228 237V239H226V240H228V242L227 243H233V241L231 242L230 240H229V234H226L225 236H224V238H227ZM40 237V236H39ZM39 237H36V238H39ZM128 237H130V236H128ZM137 237V238H136ZM41 238V237H40ZM160 238V239H159ZM201 238H203V237H199V240L201 239ZM19 239V240H18ZM123 239V240H122ZM204 239V238H203ZM203 239H201V240H203ZM238 239V240H237ZM27 240V242H25ZM132 240V241H131ZM139 240V241H138ZM233 240H235V238L233 239ZM30 241V242H29ZM114 241V242H113ZM207 241V240H206ZM214 241H216L215 243L217 244V242L220 244L221 243V241L219 242L218 240H214ZM214 241H212L213 243H214ZM223 241V240H222ZM261 242H259V240H257V241H254L253 242V244L255 245L253 248L251 247V249H249L248 247H247V249L245 248V250L247 251V252H244L245 254H242L243 256H240L241 258L238 260V263H236V264H264V242H262V241H264V240H260ZM24 242H25V244H24ZM29 242V243H28ZM61 243H62V241H60ZM135 242H137V243H135ZM258 242V243H257ZM73 243H72V245H73ZM169 243V245L170 246H167V244ZM171 243V244H170ZM237 243H239V242H235L234 241V243H233V245H231L230 246V244L228 245V246H230V253H232V252H234V251H232V248H234V250H236V248H237ZM255 243H257V244H255ZM47 244V243H46ZM96 243H94V247H92V250H94V248L97 246V244L95 245ZM132 244V245H131ZM137 244V245H136ZM218 244V245H219ZM60 245V244H59ZM59 245H57V246H59ZM112 245V246H111ZM144 245V246H143ZM147 245V246H146ZM218 245H216V246H218ZM30 246V247H29ZM56 246V247H57ZM64 246V245H63ZM66 246H68L67 244H66ZM66 246L65 247H63L62 249H61V247L60 248H58V252H60V251H65V249H66ZM117 246V247H116ZM129 246V247H128ZM138 247V249H137V247ZM148 246H149V248H148ZM155 246L157 247V251L155 250L156 248H155ZM159 246V247H158ZM220 246L221 245H219V248H220ZM29 247V248H28ZM72 247H74V248H72ZM135 247V248H134ZM168 247H170V249L168 248ZM129 248V249H128ZM141 248L143 249V250H141ZM145 248V249H144ZM160 248V249H159ZM162 248H164V252L166 253V251H168L169 250V252H167V256H166V254H165V257H164V252L162 251V253H161V255H160V252H161V249ZM167 248H168V250H167ZM214 248H217L218 249V247H215L214 246ZM9 250V252H8V250ZM68 249V248H67ZM96 249V248H95ZM115 249V250H114ZM132 249V250H131ZM26 250L28 251V253L26 252ZM135 250V251H134ZM137 250H141V254H140V252L138 251L137 252ZM152 250V251H151ZM159 250V251H158ZM252 252H251V251ZM13 251H14V253H13ZM32 251H34V250H32ZM32 251H30V254H32V256L30 255V259H32V257L35 255V251L33 252V253H31ZM67 251V250H66ZM65 251V252H66ZM70 251V250H69ZM78 251V250H77ZM95 252H96V250H94ZM93 251V253H95ZM125 252V253H123V252ZM147 251V252H146ZM150 251V253H148ZM153 251H155L156 253H157V255H156V253L155 252H153ZM79 252V251H78ZM134 252L135 253H139L140 255H141V258H140V255L138 254V257H137V254H134ZM151 252H153L154 254H152L151 255ZM6 253V254H5ZM9 253V254H8ZM20 253H22L21 255H20ZM26 253V254H25ZM55 253V254H54ZM54 253H50L49 255L48 254H45L44 255V260H45V262H48L49 260H54L55 259V257L56 256H54V255H56V252H54ZM73 253V252H72ZM74 253H75V250H74ZM117 253V252H116ZM117 253V254H118ZM145 253H147V254H145ZM168 253H169V255H168ZM6 255L7 257H5L4 259H2V255ZM11 254V255H10ZM51 254H53V255H51ZM58 254V253H57ZM78 254V253H77ZM116 254V255H117ZM127 254V255H126ZM136 255V256H133L132 257V255ZM143 254H145V255H143ZM158 254H159V256H158ZM202 253L201 252H199V254H197V256L199 255H201ZM211 254V253H210ZM149 255V258L147 257ZM206 255H208V254H206ZM3 256V257H4ZM20 258H19V257ZM146 256V257H145ZM152 256V257H151ZM156 256V257H155ZM157 256H158V258H157ZM169 256V257H168ZM11 257V258H10ZM133 259H132V258ZM134 257H135V259H134ZM145 259H144V258ZM229 257V256H228ZM9 258V261L8 260H6V259H8ZM18 259H19V262H18ZM29 259V260H30ZM138 259L141 261H139L138 262ZM147 259V260H146ZM159 261H158V260ZM33 260V259H32ZM52 260V261H53ZM103 260V259H102ZM161 260V261H160ZM163 260H165V259H163ZM121 261H123V262H121ZM130 261V262H129ZM149 261V262H150ZM18 262V263H17ZM30 262V261H29ZM101 262H103V261H101ZM145 262V263H144ZM148 262V263H149ZM31 263H33V261H31ZM117 263V261H115L114 262V264H118ZM147 263V264H148ZM155 263H149V264H155ZM162 264L164 263V264H168V262H161ZM1 264V263H0ZM100 264H102V263H100ZM112 264H113V262H112Z\"/></svg>",
    "mask_w": 264,
    "mask_h": 264
}]
</instances>
